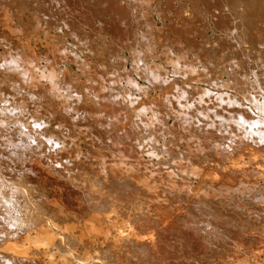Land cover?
Returning a JSON list of instances; mask_svg holds the SVG:
<instances>
[{"label": "rangeland", "instance_id": "1", "mask_svg": "<svg viewBox=\"0 0 264 264\" xmlns=\"http://www.w3.org/2000/svg\"><path fill=\"white\" fill-rule=\"evenodd\" d=\"M40 1V2H39ZM46 0H0V64H1V66L2 65H6V61H5V58L7 59V57H9V56H13V57H17V52H18V50H14V46H16L17 44H18V42L19 43H22V44H24L26 47H27V49L28 50H26V51H28L29 52V56L30 57H33L35 60H34V62H32V64H31V66H33V67H35L36 66V69H35V72H37V74L38 75H44V76H47L48 75V68H47V66H46V68L44 67L45 65H46V59L45 58H47V57H45L44 55L46 54V52H47V45H50V43H52V44H54V46H56V47H59V45L62 43V45H63V48H65V50H66V54H68V55H70V57H68V58H65V60H63V59H61V60H59L58 61V68H61V70L62 71H64V73L67 71V73H68V75L70 76H68L67 75V73H65L66 74V76H60L58 79H57V83H58V88H59V90H63L64 91V89H66V86L65 85H67V83H66V81L68 82V84H70L71 86H72V88L71 89H73V91L77 94V96L79 97V96H81V99H82V101L80 100V102H77L76 100H77V98L76 97H74L75 98V100L74 99H70L69 101H68V103H70V104H72L71 106L69 105V107H68V110H69V113H71V120H72V122L74 121L75 122V124H80V125H77V126H81V128L79 129L78 128V130H74V129H72V128H70V126H65V127H62L61 128V130H60V128L59 129H57L55 132L53 131V135L55 134L56 135V133H57V138L56 139H58V141L56 140V139H54V140H56L57 142H59V144H57V143H53V146H54V144H55V146H54V148L52 147V143H50L49 144V142L47 143V141H44V143L41 141V137L42 136H44V134H45V137H46V131L44 132V130H45V128H48V127H50V129H51V131H52V128H53V126H54V123L56 122V119L54 120V115L52 116L51 114H46V111H45V109H44V106H43V104H41L42 106H40V104L39 105H36V106H31V109L32 110H30V108L29 109H27V108H24L25 106H23V105H20V103L22 102H18V99L19 98H17V96H13L12 94H10L9 93V97L8 96H6V94H4L5 95V97H4V95H3V97H2V99H0V103H2V104H0V107L2 108V109H0V128L2 129V130H6L5 131V133H6V135H5V133H3L2 131H1V129H0V136H1V134H2V136L0 137V141H1V139H3V138H6V140H8V139H10L11 138V140H12V142H11V147H15V146H17V142H18V145L20 144V147L19 146H17V147H19V150H18V148L17 147H15V149L13 150V148H11L10 147V142L8 143V142H5V139L3 140V142H1L2 143V145H8V148L7 149H9V147H10V151H11V154H10V151H8V154H6V155H4L3 153H6L7 152V150L6 149H4V147L1 149V147H0V156L2 155V157H0V160L2 159L3 161H0V169H1V167H3L2 168V170L0 171L1 173V175H0V191H3L6 187H8L7 188V192H5V190L3 191L4 193H2V192H0V193H2V194H4V196L6 195V197L7 196H10V194H11V192H10V194L8 193L9 192V188H11L15 183H18L19 182V180L20 179H22V178H25V177H23V176H27L28 178H30L31 180H33V182H35V181H37L36 183H38V184H36V183H34V184H36V186L40 189V187H41V185H42V187L43 188H41L40 190H42V189H44V191H45V189L48 187V189H46V191H47V194H46V191L44 192V191H40L39 189H37V192H41V193H43L42 194V197H40V198H36V200H35V198H34V200H35V202L34 203H37V204H34L33 205V200H32V203H31V205L32 206H30V204H29V208H31L32 207V209L33 210H31V209H28V210H26L28 213H29V211L30 212H32V211H34L35 212V210H37V209H40V210H38V212H39V214L38 213H36V214H38L39 216L40 215H42V216H46V219L48 218V216H49V218H50V216H51V218L50 219H52V222H50L51 220L50 219H47L48 221H49V225H51V226H53V228H54V230L57 232V234L58 235H60V236H62L63 234H62V231L59 229V228H56V227H54V223L55 222H57V223H60L61 225L62 224H64V220L63 221H60V219H61V217L60 216H58L57 218H55L56 217V215H57V213H52V211L51 210H49L50 211V215H48V210L45 212V211H41V206H40V201H44V200H46L47 201V199L48 200H53V198L54 199H56V196L57 195H59V194H61L60 196H62V197H64V199L62 198V197H60L59 199H60V201L61 202H65V201H67V205L68 206H66V204L63 202V204L67 207V210H69V206L71 205V207H74V208H76V209H79L81 212H79V213H77V219H79L78 217H91L93 214H95V213H93V211H97V212H99L100 211V209H102L103 208V206H105V204H101V202H100V206H97L96 207V209L97 210H95V208L94 207H92L93 206V204L92 203H89L90 202V200H89V202H87V198H85L86 196H85V193L83 192L84 190V186L82 187V186H79V177L81 176V171L83 170V172H85L84 171V169L82 168V170H80L79 171V168H77L76 166H73V165H75V163L73 162L74 160H75V158H78V159H76L78 162L80 161V162H86V160H84L83 161V159H89V161L91 160L90 158H88L87 156H89L90 157V148L89 147H91V146H88V142H86L85 141V139L83 140L82 138H84V137H88L89 138V140H90V142L93 140V138H94V140L92 141V144H93V147H98L99 148V152L101 153V156H103V158L106 156H108L107 157V159H108V161H109V159L110 158H112V165L111 166H114L115 164L117 165L118 163H117V161H113L114 160V158H117V159H115V160H121L122 162L124 161V163H121V164H124V165H121L122 167H120V164L118 165L119 166V168H122V170H124V172H127V168L126 167H128V170H129V172H130V170H131V172H138L140 169H144L145 171H147L148 173H153V175L155 176V174L156 173H158V175L159 174H161V173H164V172H166V171H170V169H171V171H173V174H172V181L173 182H180L181 181V174H180V169L181 168H179V166H180V161H183L182 159H184V158H186V156H187V154H184V153H187V151L188 152H190L189 150H187V148L189 147V145L191 144V145H194L195 143L197 144L198 142L200 143V145H201V148H204V153L205 154H207L206 156H208L207 158L209 159H211L210 161L206 158V167H208L209 169L211 168L212 169V167L213 168H215V165H218V164H220V165H225L226 163L225 162H229V158L227 159V158H224V157H222V158H220L221 156H223V155H221V154H224V156L227 154V152H235V153H237L239 150H242L244 147H246V146H248V144H251L253 141H252V139H250V138H248V137H246V134L244 133V132H242V130L244 131L245 130V125L246 124H244V123H242V124H240V126H237L238 124H236V126H234V128L232 129V128H230L229 130H227L226 128H225V126H224V128H223V126H222V128L221 127H219L220 128V130H219V128H218V126H215V125H213V124H211V121L214 119V118H208L207 116H205L206 114H200V112L196 109V104L198 103V101L199 100H201L200 99V96H199V94H197L196 92H198L196 89H195V87L197 86V87H199L201 90H207V89H209V90H211L212 91V93H211V91H209V90H207V91H209V93L207 94V97L208 98H212V97H214L216 94H217V92H218V94L217 95H220L219 93L221 92V94H223L224 95V93L226 92H228L227 94L228 95H230L231 97V104L233 103V97H235V99H236V102H240V100H241V103H242V106L244 107V108H248V110H249V113L250 114H253V115H255V114H257V112H258V110H257V108H254L255 106H250V105H252L251 103V101H247V100H249V98L247 99V98H245L244 96H245V94H244V92H243V90H241V88H239V89H236V88H234V87H232V86H230V88H228L229 87V85H224V86H226V87H222V88H220V87H218L217 88V86H215V84H213V83H210V81L209 82H206V81H204V80H198L199 82L198 83H195L194 81H191L192 79L190 78V76L189 75H184V74H182V73H174L173 71H174V68H173V66H174V63L172 62V64H171V62H169V61H167L168 59H167V57L168 56H177V55H179L180 53H178V47L176 46V39H173V36H172V34H174L175 33V36L176 37H178V38H181V39H185V41H189L190 43H191V45H194L195 44V46H196V48L197 49H195L194 50V53H195V55H194V53H193V57H191L192 56V52H191V54L189 53L190 51H186L187 52V57L188 58H182L181 60H187L186 62H188V61H190V62H192V61H194L195 60V63H197L198 65H199V67L201 68V71H203L204 70V72L206 73V75L207 76H211L212 78L213 77H215V76H217L218 75V77H220L222 80H228L229 78H230V76H229V74L227 73V71L228 72H230V70H228V68H229V66L231 67V68H229V69H231V70H236V67H237V70L235 71V73L236 72H238V73H236L237 74V77H236V75H234V77H236V78H238V77H240V76H238V74L239 75H241V78L244 80H247V81H254L255 79L257 80V78L258 79H264V25H262L263 23H258L257 24V27L259 26V25H261V26H259V27H262V29H260L259 27H258V30H260V33L259 32H257L258 34H256V35H254V38L253 37H251V38H248V37H246V36H244V38H242V39H237V38H235V33H232V34H229L228 32H227V30L228 29H231V26H232V29H233V27H235V25L237 24V23H239V24H242V23H240L241 21L242 22H244V23H248L249 22V26H244V25H241V26H239V24H237L236 26H237V28L238 27H240V28H242V29H244V28H248V29H250L251 28V23H253L252 21L254 20V19H256L257 21L258 20H264L263 18L264 17H262V15L264 16V0H263V2L262 1H260V0H253V1H251V0H47L48 1V3H47V1L45 2ZM243 1V2H242ZM254 1H256V2H254ZM238 2V3H237ZM245 2V3H244ZM253 2H254V4L255 5H257L255 8H254V4H253ZM40 5V7H39V5ZM236 3V4H235ZM244 3V4H243ZM246 3H249L250 4V7L252 8V6H251V3H252V5H253V8L252 9H254L255 11H256V13H257V15H255L254 17L253 16H251L252 14L250 13V10H249V12H247V10L248 9H251V8H248L247 9V7L246 8H244L245 7V4ZM259 3V4H258ZM48 4V5H47ZM96 4V5H95ZM156 4V5H155ZM183 4H185V5H183ZM243 4V5H242ZM263 4V5H262ZM4 5V6H3ZM29 5V6H28ZM43 5V6H42ZM169 5V6H168ZM231 5H233V6H231ZM236 5V6H235ZM183 6V7H182ZM263 6V8H261ZM38 7V8H37ZM186 7H188V8H186L187 10L185 11V8ZM238 7H240V8H238ZM244 8V13H243V8ZM19 8V9H18ZM36 8V9H35ZM102 8V9H101ZM232 8V9H231ZM236 8V9H235ZM46 9V10H45ZM121 9V10H120ZM235 9V10H234ZM251 9V10H252ZM110 11V12H109ZM184 11H185V13H184ZM235 11V12H234ZM258 11H259V13H258ZM6 12V13H5ZM24 12V13H23ZM115 12V13H114ZM120 12V13H119ZM124 12V13H123ZM126 12V13H125ZM186 12H187V14H186ZM34 13V14H33ZM43 13V14H42ZM46 13V14H45ZM96 13V14H95ZM98 13H99V15H98ZM189 13V14H188ZM36 14H38V15H40V20H39V18L35 21L34 20V17L36 16ZM45 14V15H44ZM246 14V15H245ZM249 16H248V15ZM251 14V15H250ZM260 16H259V15ZM262 14V15H261ZM33 15H34V17H33ZM44 15V16H43ZM29 18L28 20H27V17ZM31 16H32V18H31ZM49 16V17H48ZM257 16V17H256ZM24 17V19H25V17H26V19H25V22H23V20L24 19H22ZM39 17V16H38ZM101 17V18H100ZM115 17V18H114ZM131 17V18H130ZM251 17V18H250ZM21 19V20H20ZM31 19V20H30ZM239 19V20H238ZM251 19H253L252 21H251ZM26 20H27V25H26ZM55 20V21H54ZM122 20V21H121ZM31 21V22H30ZM32 21H33V23H32ZM39 21V22H38ZM116 21V22H115ZM19 22V23H18ZM21 22V23H20ZM23 22V23H22ZM30 22V23H29ZM41 22V23H40ZM61 22V23H60ZM123 22L125 23L124 24V26H123ZM39 23H40V25H39ZM79 23V24H78ZM114 23H115V25L117 26H115L114 25ZM117 23V24H116ZM121 23V24H120ZM128 23V24H127ZM141 23V24H140ZM217 23L220 25H222V26H218L217 25ZM223 23H225V25L223 24ZM12 25L13 26V28L16 30V33H18V34H20L21 36H22V38L20 39V40H18V38H15V37H13V36H11V34L9 35V31L8 30H6L7 28H6V25ZM35 24H38V25H36L37 26V28H41V29H38V34H39V37L37 36L38 34H36V31H35V34L34 33H32L31 32V30L32 29H30L33 25H35ZM109 24V25H108ZM112 24V25H111ZM119 24V25H118ZM134 24V25H133ZM226 24L227 25H229V24H232V25H230V28L228 27V28H226L227 26H226ZM254 24V23H253ZM22 25V26H21ZM32 25V26H31ZM114 25V26H113ZM25 26V27H24ZM29 26H30V28H29ZM39 26H41V27H39ZM225 26V27H224ZM42 27H43V30H42ZM109 27L111 28V29H113L112 27H115V33L111 30V29H109ZM156 27H157V29H156ZM256 27V28H257ZM36 27H35V29H37ZM129 30H128V29ZM143 28V29H142ZM122 29V30H121ZM141 29H142V32H141ZM155 29V30H154ZM235 29V28H234ZM133 30V31H132ZM237 30V29H236ZM238 30H239V28H238ZM245 30V29H244ZM19 31V32H18ZM117 31V32H116ZM123 31V32H122ZM132 33H131V32ZM154 31V32H153ZM156 31V32H155ZM262 31V32H261ZM7 32H8V34H7ZM32 33L31 35H30V33ZM40 32V33H39ZM59 32V33H58ZM62 32V33H61ZM24 33V34H23ZM46 33V34H45ZM120 33V34H119ZM128 34V35H126V34ZM136 33V34H135ZM27 34V35H26ZM55 36H54V35ZM58 34H60L59 36H58ZM124 36H123V35ZM129 34H130V36H129ZM149 34V35H148ZM263 34V35H262ZM25 35V36H24ZM34 35H36L35 36V39H32V37L34 38ZM47 35V37H50V36H52L53 38H51L52 40L50 41V39L49 38H46V40H45V36ZM68 35V36H67ZM121 35V36H120ZM134 35V36H133ZM144 35V36H143ZM146 35H147V37H146ZM6 36H7V38H6ZM24 36V37H23ZM27 36V37H26ZM115 36V37H114ZM130 37V38H128V37ZM142 36V37H141ZM156 36V37H155ZM157 36H159V37H157ZM225 36V37H224ZM257 36V37H256ZM56 37H58V38H56ZM120 37V38H119ZM127 37V38H126ZM144 37V38H143ZM220 37V38H219ZM223 37V38H222ZM246 37V38H245ZM65 38V39H64ZM75 38V39H74ZM93 38V39H92ZM122 38V39H121ZM256 38V39H255ZM49 39V40H48ZM58 39V40H57ZM124 39V40H123ZM129 40V41H127V40ZM133 39V40H132ZM136 39V40H135ZM237 39V40H236ZM259 39V40H258ZM40 42H39V41ZM74 40V41H73ZM77 40V41H76ZM126 40V41H125ZM237 42H236V41ZM251 40V41H250ZM254 40V41H253ZM8 41V42H7ZM45 41H47V42H45ZM134 41V42H133ZM138 41V42H137ZM156 41V42H155ZM159 41H161L160 43H159ZM235 41V42H234ZM240 43H239V42ZM83 42V43H82ZM202 42V43H201ZM224 42V43H223ZM226 42V43H225ZM242 42H243V44H242ZM120 43V44H119ZM132 43V44H131ZM141 43V44H140ZM153 43H154V45H153ZM194 43V44H193ZM246 43V44H245ZM256 43V44H255ZM258 43V44H257ZM4 44H6L7 46H9L10 48L12 47L11 45H13V47H12V49H10V50H8L7 52H5L6 54H2V52L4 51ZM109 44V45H108ZM112 46H111V45ZM121 44H122V46H121ZM130 44V45H129ZM232 44V45H231ZM92 45V46H91ZM113 45H115V46H113ZM131 45H133V47L131 46ZM151 45V47H149ZM244 45V46H243ZM259 45V46H258ZM66 46V47H65ZM68 46V47H67ZM85 46H87V47H85ZM102 48H101V47ZM136 46V47H135ZM142 47V49H143V51H141L142 49H141V47ZM199 46V47H198ZM201 46V47H200ZM226 46V47H225ZM257 46V47H256ZM107 48V50H105L106 48ZM112 47H113V49L115 50L117 47L120 49H116V51H115V55H117V56H113V54H114V50L112 49ZM132 47V48H131ZM144 47V48H143ZM146 47V48H145ZM168 47V48H167ZM221 47H223V48H221ZM131 48V49H130ZM150 48H152V51H151V53H149L148 52V49H150ZM247 48H249V49H247ZM258 48V49H257ZM260 48V49H259ZM3 49V50H2ZM8 49V48H7ZM60 49V48H59ZM72 51H71V50ZM102 49V50H101ZM139 50V52H141V53H138L139 55H140V59H139V61L137 60L138 58H136V60H137V63L135 62L134 63V60H135V56L133 55V50ZM146 51H145V50ZM225 49H227V50H225ZM236 49H238V50H236ZM45 50H46V52H45ZM61 50V49H60ZM86 52H85V51ZM89 50V51H88ZM101 50V51H100ZM111 50V53L109 52ZM131 50V51H130ZM222 50V51H221ZM45 53H44V52ZM118 51V52H117ZM227 51V53H225L226 54V57H225V55L224 56H222L221 55V52H226ZM263 51V52H262ZM37 52V53H36ZM69 52V53H68ZM146 52V53H145ZM10 53V54H9ZM108 54V55H105V54ZM118 53V54H117ZM156 53V54H155ZM2 54V55H1ZM38 56V59L36 58L37 56ZM44 54V55H43ZM100 54L102 55V54H104V55H102V57L100 56ZM119 54H121V55H123V56H121V55H119ZM188 54H189V56H188ZM259 54H260V56H259ZM4 55V56H3ZM96 55H97V57H96ZM191 55V56H190ZM227 55H229L228 57H227ZM262 55V56H261ZM3 56V57H2ZM44 56V57H43ZM107 56V57H106ZM149 56V57H148ZM221 56V57H220ZM248 56V57H247ZM50 60H52V62H54V55L53 54H51L50 55ZM103 59H101V58ZM224 57V58H223ZM258 57H260V61H262V66L260 65H257V63L255 62L256 61V58H258ZM261 57H262V60H261ZM40 58V59H39ZM69 58H70V60H69ZM107 58H109L110 60H108L107 59V61H106V59ZM3 59V60H2ZM78 59V60H77ZM118 59V60H117ZM192 59V60H191ZM228 59V60H227ZM36 60H38V61H36ZM67 60V61H66ZM76 60H77V62L78 63H76ZM90 60V61H89ZM124 60V61H123ZM141 60V61H140ZM1 61H3V63H1ZM5 61V62H4ZM32 60H29V62H31ZM36 61V62H35ZM74 61V62H73ZM81 61V62H80ZM86 61H87V63H86ZM111 61V62H110ZM123 61V62H122ZM241 61H242V63H241ZM248 61V62H247ZM108 62V63H107ZM118 62V64L116 65V63ZM145 62H147V63H145ZM190 62H188V63H190ZM226 62V63H225ZM36 63H37V65H36ZM100 63V64H99ZM101 63H103V64H101ZM110 63V64H109ZM120 63H121V65L122 66H120ZM194 63V62H193ZM224 63H225V65H224ZM236 63V64H235ZM90 64V65H89ZM125 64V65H124ZM137 64V65H136ZM152 64H155L156 66H159L160 68L161 67H163L162 69L165 71V73H166V75L168 76V80L169 81H171V86L169 87V88H171L172 89V92H173V97H171V98H173L172 100H175V101H178V100H182L183 102H185V104L187 105V111H189L191 114H192V117H194L193 118V122H194V125H200V127H202V128H200L199 127V129H196L197 131H200V132H197L196 131V133H194V130H195V128H193V129H190V128H187V127H184V128H182L183 130H179V132H178V129H179V126L178 125H176L177 124V121L175 120V114H174V111H172V109L169 107V105H168V98H166L165 96H164V92H165V86H163V84H161L160 82L158 83V82H154V80L153 79H151L149 76H148V72H147V66L149 67L148 68V71H150V67L151 66H149V65H152ZM227 64V65H226ZM247 64V65H246ZM80 65V66H79ZM106 65V66H105ZM139 65V66H138ZM229 65V66H228ZM40 66V67H39ZM89 66V67H88ZM91 66V67H90ZM106 68H105V67ZM224 66V67H223ZM65 67V68H64ZM86 67V68H85ZM96 67L98 68L97 69V72L99 73V75H100V71H101V78L100 77H97V82H96V80H93L92 79V73H93V70H95L96 69ZM109 67V68H108ZM153 67V66H152ZM227 67V68H226ZM235 67V68H234ZM261 67V68H260ZM126 68V69H125ZM217 70H216V69ZM221 68H223V72H222V69ZM233 68V69H232ZM44 69V70H43ZM139 69V70H138ZM145 69V70H144ZM209 69V70H208ZM261 69H263V70H261ZM21 70V69H20ZM83 70V71H82ZM89 70H91V72H89ZM122 70V71H121ZM132 70H133V72H132ZM216 70V71H215ZM218 70H219V72H218ZM227 70V71H226ZM251 70V71H250ZM41 71V72H40ZM104 71V72H103ZM109 71H110V73H109ZM211 71H212V73H211ZM225 71V72H224ZM73 72V73H72ZM129 72V73H128ZM242 72V73H241ZM249 72V73H248ZM63 73V72H62ZM123 73V74H122ZM217 73V74H216ZM247 73V74H246ZM65 74H63V75H65ZM85 74H87V76L85 75ZM105 74H106V77H105ZM142 74V75H141ZM257 74H258V76H257ZM62 75V74H61ZM89 75H90V77H89ZM110 75V76H109ZM127 75V76H126ZM260 75V76H259ZM188 76H189V80H188ZM255 76V77H254ZM256 76H257V78H256ZM103 77H105L106 78V80H105V78H103ZM63 78V82H62V80H60V79H62ZM72 78V81L70 80ZM110 78V79H109ZM129 78V79H128ZM235 78V79H236ZM45 79V78H44ZM66 79V80H65ZM73 79H75V80H73ZM77 79V80H76ZM79 79V80H78ZM99 79V80H98ZM171 79V80H170ZM234 79V80H235ZM240 79V78H239ZM252 79V80H251ZM104 80H105V82H104ZM112 82H111V81ZM214 80V79H213ZM237 80V79H236ZM241 80V79H240ZM255 80V81H256ZM71 81V82H70ZM94 81V82H93ZM110 81V82H109ZM168 81V82H169ZM264 81V80H263ZM62 82V83H61ZM65 82V83H64ZM154 82V83H153ZM180 82V83H179ZM94 83H95V85H96V87L94 86ZM100 83H102L101 85H100ZM173 83V84H172ZM192 83V84H191ZM246 83V82H245ZM60 84V85H59ZM97 84L99 85V86H97ZM105 84V85H104ZM111 84V85H110ZM115 84V85H114ZM188 84V85H187ZM212 84V85H211ZM73 85H74V87H73ZM87 87H86V86ZM108 85V86H107ZM179 87H178V86ZM77 86V87H76ZM82 86V87H81ZM91 86V87H90ZM104 86V87H103ZM166 86H168V85H166ZM213 86H215V87H213ZM64 87V88H63ZM84 87V88H83ZM89 87V88H88ZM107 88V89H106ZM110 88V89H109ZM111 88H112V90H111ZM161 88H162V90H161ZM207 88V89H206ZM96 89V90H95ZM164 89V90H163ZM178 89V91H176ZM181 89H184L186 92L184 93L185 95H183V97L181 96V95H178V92H180L181 91ZM214 89V90H213ZM235 89V90H234ZM94 90V91H93ZM108 90H109V92H108ZM124 90H126V91H124ZM168 90V89H167ZM174 90V91H173ZM224 90V91H223ZM230 90V91H229ZM112 91V92H111ZM163 91V92H162ZM214 91V92H213ZM215 91H217V92H215ZM246 91H248L247 93L249 94V95H251L252 97H256L257 96V99H261L262 98V95H259L256 91H255V89H253V90H246ZM60 92H62V91H60ZM96 92H98V93H96ZM117 92V93H116ZM195 92V93H194ZM79 93V94H78ZM99 93H101L100 95H99ZM109 93V94H108ZM128 93V94H127ZM166 93V92H165ZM191 93H193V95L191 94ZM89 96H88V95ZM174 94H176L175 96H174ZM235 94V95H234ZM242 94L244 95V96H242ZM254 94V95H253ZM255 94H257V95H255ZM94 95V96H93ZM98 95H99V97H98ZM120 95V96H119ZM178 95V96H177ZM12 96V97H11ZM102 96V97H101ZM122 96V97H121ZM181 96V97H180ZM210 96V97H209ZM238 96V97H237ZM242 96V97H241ZM85 97V98H84ZM92 97V98H91ZM97 99H96V98ZM117 97H118V99H117ZM126 97V98H125ZM161 97V98H160ZM14 98H17V103L15 102L16 101V99L14 100ZM90 98V99H89ZM165 98V99H164ZM187 98V99H186ZM151 99V100H150ZM153 99V100H152ZM160 99V100H159ZM239 99V100H238ZM6 100H7V102H8V104H6L7 102H6ZM87 100V101H86ZM89 100H91L92 101V103L89 101ZM96 100V101H95ZM98 100V101H97ZM102 100H103V102H102ZM106 100V101H105ZM127 100V101H126ZM142 100V101H141ZM154 100H156V101H154ZM186 100H187V103H186ZM193 100V101H192ZM242 100H243V102H242ZM20 101V100H19ZM144 101V102H143ZM153 101V102H152ZM162 101V102H161ZM6 102V103H5ZM74 102V103H73ZM82 102V103H81ZM131 102V103H130ZM140 102V103H139ZM251 102V103H250ZM16 103V104H15ZM79 103V104H78ZM96 103H98V104H96ZM104 103V104H103ZM109 103V104H108ZM113 103V104H112ZM120 103V104H119ZM132 104V105H135L136 107L137 106H139L140 108H142L143 106V108H142V115L140 116L138 113H132L131 111L130 112H128V111H126L125 110V112H123V110H121L120 112H119V115H117L116 114V116H115V118H113L114 117V113H113V108H115V106H116V108L118 109H124L123 107H124V105H127V104ZM235 103V102H234ZM243 103H244V105H243ZM23 104H25V103H23ZM38 104V103H37ZM84 104H87L88 105V108L91 106V110L90 109H88V111H86V112H82L83 111V105ZM90 104V105H89ZM145 104V105H144ZM195 104V105H194ZM101 105V107H99ZM115 105V106H114ZM162 105V106H161ZM165 105H167V106H165ZM194 105V106H193ZM234 104H232V105H230L229 106V109H231V108H233V107H231V106H233ZM7 106V107H6ZM23 108H22V107ZM120 106V107H119ZM12 107V108H11ZM72 107V108H71ZM75 107V108H74ZM103 107H105L103 110H102V108ZM147 107H149V108H147ZM168 107L170 108V109H168ZM5 108H8V109H5ZM16 108H17V110H16ZM59 108V107H58ZM57 108V109H58ZM95 108L97 109V110H99L102 114L100 115V118H98L97 116H96V114L94 115L91 111H93V110H95ZM157 108H158V111H156V112H158V114H160L161 116H159L160 117V119H163V121L164 122H162V123H164L163 125L164 126H166L165 127V130H163V133L164 134H162V131H161V129H160V126L158 125V123L155 121L153 124H151V125H148V122H149V118L152 116V114H153V111H155V110H157ZM163 108V109H162ZM250 108H252L251 110H250ZM4 109V110H3ZM20 109V110H19ZM71 109V110H70ZM79 109V110H78ZM8 110V111H10L11 113H13L15 116H13L14 118H15V122H16V124H13L12 122H10V123H8L9 122V119H11V118H13V117H10V118H8L9 117V112L6 111ZM59 110V109H58ZM75 110V111H74ZM89 110H90V112H89ZM15 111H16V113H15ZM26 111V112H25ZM61 111V110H60ZM152 111V112H151ZM4 112H5V114H7V115H5V116H3L4 115ZM36 112V113H35ZM79 112V113H78ZM89 112V113H88ZM172 112V113H171ZM256 112V113H255ZM162 113V114H161ZM194 113V114H193ZM197 113H198V116H196L197 115ZM255 113V114H254ZM17 114V115H16ZM35 114H36V116H35ZM45 114V115H44ZM75 114H77V115H75ZM82 115V117H81V115ZM90 114V115H89ZM107 114H108V116H107ZM134 114V115H133ZM138 114V115H137ZM145 114V115H144ZM200 114V115H199ZM31 115V116H30ZM125 115V116H124ZM127 115V116H126ZM133 115V116H132ZM151 115V116H150ZM166 115V116H165ZM252 115V116H253ZM2 116L4 117V118H2ZM18 118H17V117ZM24 116V117H23ZM90 117V118H88V117ZM103 116V117H102ZM119 116V117H118ZM121 116H123V117H121ZM128 116H130V121L129 122H131V123H133L132 124V126L135 128L134 129V131L135 132H133V129H132V132H130L131 130L130 129H128L129 127L127 126V125H125L128 121ZM134 116H136L135 117V120H134ZM146 116V117H145ZM150 116V117H149ZM204 116V117H203ZM21 117V119H19ZM31 117V118H30ZM76 117V118H75ZM81 117V118H80ZM107 117H108V120H107ZM139 117V118H138ZM149 117V118H148ZM174 117V118H173ZM198 117V118H197ZM13 118V119H14ZM52 118V119H51ZM56 118H57V116H56ZM127 118V119H126ZM140 118H141V120H140ZM147 118V119H146ZM165 118H167L166 120H165ZM196 118V119H195ZM7 119H8V121H7ZM18 119V120H17ZM47 119V120H46ZM86 119V120H85ZM95 119V120H94ZM99 119V120H98ZM110 119H111V121H110ZM122 119V120H121ZM136 119H137V121H136ZM203 119H204V121H203ZM205 119H206V121H205ZM210 119V120H209ZM3 120H6L7 121V123H5L6 121H3ZM12 120V119H11ZM10 120V121H11ZM53 120V121H52ZM117 120V121H116ZM146 120V121H145ZM4 123H3V122ZM18 121V122H17ZM21 121V125H22V122H23V126L22 127H25L24 126V124L26 125V131L25 130H23L22 128V131H21V129H20V125L18 124L19 122ZM34 121V122H33ZM37 121H39V123H41L40 121H42V122H44V127L43 128H41V126H40V129H39V127L36 125V122ZM46 121H48V122H46ZM97 121H99L98 122V125L96 124V122ZM101 121V122H100ZM102 121H104L103 122V124H102ZM139 121V122H138ZM141 121V122H140ZM166 121V122H165ZM176 121V122H175ZM33 122V123H32ZM45 122H46V124L47 125H45ZM52 122H54V123H52ZM69 122H71V121H69ZM71 122V123H72ZM73 122V123H74ZM77 122V123H76ZM82 122V123H81ZM90 122V123H89ZM32 123V124H31ZM105 123V124H104ZM108 124V127L106 126L107 124ZM139 123V124H138ZM150 123V122H149ZM202 123V124H201ZM3 124H5V125H3ZM6 124H7V127L10 129V130H12V131H14L15 130V128H16V132L17 133H15V136L16 137H19V139L22 137H24L23 139H18L17 140V138L16 139H13L14 138V134L12 133V131H8V129H7V127H6ZM9 124V125H8ZM52 124H53V126H52ZM89 124V125H88ZM140 124H141V126H140ZM147 124V125H146ZM155 124V125H154ZM167 124H168V126H167ZM16 126L15 128L13 127V126ZM17 125H18V129H17ZM33 125V126H32ZM36 127H35V126ZM49 125V126H48ZM139 125V126H138ZM209 125V126H208ZM3 126H5L6 128H4ZM11 126V127H10ZM20 126V127H19ZM83 126V127H82ZM90 128H89V127ZM99 126H100V128H99ZM110 126V127H109ZM139 128H138V127ZM148 126V127H147ZM154 126H156V128L154 127ZM197 126V127H198ZM214 126V127H213ZM32 127H34L33 129H32ZM52 127V128H51ZM159 127V128H158ZM168 127V128H167ZM174 127V128H173ZM196 127V128H197ZM211 127H213V128H211ZM14 128V129H13ZM36 128H38L39 129V133H42V129H43V132H44V134L42 135H39V134H37L36 132H38V129H36ZM65 130H64V129ZM100 129V131L98 130V129ZM124 128V129H123ZM140 128H141V130H140ZM152 128V129H151ZM185 128H187V130L185 129ZM205 128H207V129H205ZM210 128L213 130H210ZM29 131H28V130ZM35 130L36 132H32L31 130ZM63 129V130H62ZM68 129V130H67ZM84 129V130H83ZM95 129V130H94ZM108 129V130H107ZM127 129V130H126ZM144 129V130H143ZM185 129V130H184ZM208 129H209V131L211 132V134H209L208 135ZM232 129V130H231ZM239 129V130H238ZM96 130H98L99 131V133H95V131ZM119 130V131H118ZM148 130V131H147ZM153 130V131H152ZM205 130H206V132H205ZM23 131H25V132H23ZM31 131V133H32V137H34L35 136V134H37L36 136L38 137V136H41V137H39L40 138V140L37 138L36 139V136L33 138V142L35 143V141L36 140H39V141H41V143H43L44 145H41L42 147L44 146V149H45V152H44V150H43V153H45V155L43 154L42 155V157L44 158V160H41V155L39 156V155H35V153L36 152H38V153H36V154H39V152H42V148H40L41 146L39 145V143H35V145L37 144L38 145V147H37V145H36V147H35V145H32L31 147L33 148V155H34V157L36 158H38L39 159V162H40V164L41 163H43L44 162V164L42 165L41 164V167H43V169H48L50 172H52V173H55L56 171V168H57V170L58 171H60V169H61V171L62 172H65V173H62L63 174V176L62 175H60L59 174V172L57 171V175H56V173L55 174H52V175H50V172H47V173H49L48 175H50V177H48V178H46V180H45V182L46 181H48L49 183H50V181L49 180H47V179H49V178H52V177H54V176H56L55 178L58 180L59 178L61 179V178H63V180H65L68 176L67 175H69V174H67V173H70V175H71V170H72V175L75 173V177L78 179H75L74 178V176L72 177L73 179H75L74 180V184H72V186H71V184L70 183H68L67 182V180H71L70 178V176H69V179L67 178L66 179V182L67 183H64L65 181H60V179L57 181L55 178H52V180L54 179L56 182L55 183H57V184H59V182H61V184L62 183H64L61 187H63V188H65L66 189V187H68L67 188V190H64L63 188H61L60 186V188H59V194L58 193H56V192H58L57 190H58V185L57 184H54L55 185V187H57V190L56 191H54V185H53V183H54V181H53V183H46V184H48L49 186H47L46 184H45V182H44V179H41V176L39 177V176H37V175H35L34 173H32L30 170H29V168L28 167H30V166H28V167H25V166H27V165H29L30 163H32L33 162V160L35 161V158L33 157V156H31V155H29L28 154V150L30 149L31 150V148L29 147L30 146V144L32 143V141H31V139H32V137H31V134L29 133ZM78 131H79V133H78ZM93 131V132H92ZM142 131V132H141ZM208 131V132H207ZM250 130L248 129V132H249ZM9 132V133H8ZM27 132V134L29 133V135H25V133ZM68 132H69V134H68ZM72 132V133H71ZM100 132H101V134H100ZM103 132V133H102ZM138 132V133H137ZM141 132V133H140ZM146 132H149V133H146ZM188 132H191V133H189V135H188ZM11 133V134H10ZM23 133V134H22ZM82 133V134H81ZM91 135H90V134ZM127 133H130L131 134V136H130V134H128L127 135ZM132 133L135 135H132ZM150 133H152V134H150ZM156 135H155V134ZM160 133V134H159ZM201 133V134H200ZM207 133V134H206ZM244 133V134H243ZM10 134L11 136H13V138L11 137V136H9L8 137V135ZM34 134V135H33ZM60 134V135H59ZM80 134V135H79ZM95 134H99L98 136H96V138L94 137V135ZM124 134V135H123ZM140 134H141V136H140ZM178 134V135H177ZM187 134V135H186ZM196 134V135H195ZM205 134V135H204ZM19 135V136H18ZM24 135V136H23ZM54 135V138L56 137ZM78 135V136H77ZM86 135V136H85ZM104 137H103V136ZM105 135H107V136H105ZM116 135V136H115ZM126 135V136H125ZM148 135V136H147ZM153 136V138L152 139H154V140H151L150 141V143H149V140H150V138L149 137H151V136ZM155 135V136H154ZM169 135V136H168ZM199 135V136H198ZM204 135V136H203ZM5 136V137H4ZM28 136V137H27ZM62 136V137H61ZM75 136H76V139H75ZM84 136V137H83ZM90 136V137H89ZM111 136V137H110ZM139 136H140V138H139ZM156 136H157V139H156ZM165 136V137H164ZM175 136V137H174ZM191 136V137H190ZM231 136V137H230ZM8 137V138H7ZM65 137L67 138V139H65ZM74 137V139L77 141H72V138ZM80 139H79V138ZM92 137V139H90ZM98 137V138H97ZM106 137V138H105ZM109 137V138H108ZM135 137V138H134ZM142 137V138H141ZM196 137V138H195ZM208 137V138H207ZM221 137H223V138H221ZM30 139V144L28 145V144H26V143H29V139ZM104 138V139H103ZM118 138V139H117ZM212 138V139H211ZM214 138V139H213ZM240 138V139H239ZM78 139V140H77ZM103 139V140H102ZM122 139V140H121ZM131 141H130V140ZM144 139V140H143ZM192 139V140H191ZM206 139V140H205ZM241 139H243V140H241ZM17 140V142H15ZM22 140V142H20ZM28 141V142H26V143H24V144H26V145H28V147H29V149H27V148H25L24 147V151L25 152H23V153H27L31 158L33 157L34 159L32 160L31 159V162H29L30 161V157L28 156V155H24V154H21L20 155V150L22 149V147L24 146L23 144H21V143H23V142H25V141ZM44 140H45V138H44ZM61 140H66L67 142L66 143H70V149H69V147H68V150H71V147H72V152L68 155V158H67V156L65 155L63 158H65V160L61 157V159H60V157H58V156H56V152L55 151H57L56 149L58 148L59 149V145H61L60 144V142H63V141H61ZM69 140H70V142H69ZM83 142H82V141ZM102 140V141H101ZM111 140V141H110ZM120 140H121V142H120ZM124 140V141H123ZM142 140L144 141L143 143L144 144H142ZM145 140H147V143H146V141ZM180 140V141H179ZM189 140V141H188ZM13 141L15 142V144L13 143ZM38 141V142H39ZM113 141V142H112ZM116 141H118V142H116ZM132 141H133V145H132ZM135 141V142H134ZM136 141H138V142H136ZM141 143H140V142ZM168 141V142H167ZM171 141V142H170ZM179 142V144H178V142ZM183 141H185L184 143H183ZM223 141V142H222ZM85 142V143H84ZM112 142V143H111ZM124 142V143H123ZM155 142V144H153ZM161 142H162V144H161ZM183 144H182V143ZM195 142V143H194ZM203 142V143H202ZM6 143H8V144H6ZM14 145H13V144ZM34 143H32V144H34ZM97 143L99 144V145H97ZM102 143V144H101ZM106 145H105V144ZM114 143H115V145H114ZM139 143L141 144V145H143V146H141V145H139ZM167 143V144H166ZM168 143H171V147H175V155H174V153L172 152V150L170 151L169 149H168V152L166 151V150H164V149H166V147H170V144H168ZM173 143V144H172ZM207 143V144H206ZM210 145H209V144ZM243 143V144H242ZM63 144V143H62ZM75 144V145H74ZM78 144V145H77ZM86 144V145H85ZM108 144H110V145H108ZM116 144L118 145L117 147L119 148L120 147V149H116ZM126 144H130L131 146H134L133 148L131 147V149L130 150H132V151H130V152H132V153H129V154H125V152H124V157H126V159L128 160V161H126V160H123L124 158H123V155H119V156H122V157H120L121 159H118V153L119 152H123V150H122V148H123V145H126ZM139 146V147H137V145ZM152 144H153V146L155 147L156 145V149H152L153 148V146H152ZM235 144H237L238 145V147H237V145H236V147L237 148H239V149H235L236 147H235ZM240 144V145H239ZM1 144H0V146H2ZM94 145H96V146H94ZM105 145V146H104ZM112 145H114V146H112ZM149 145H151V146H149ZM187 145V146H186ZM255 145V144H254ZM22 146V147H21ZM48 147V150H50V148L51 149H54V150H50V151H48L47 149H46V147ZM59 146V147H58ZM62 146V145H61ZM81 146V147H80ZM83 146H85V148L83 147ZM89 148V149H87V150H89V151H87V152H89V154H87L86 155V157H83V156H85V154L87 153L86 152V148L87 147ZM100 146V147H99ZM179 146V147H178ZM209 146V147H208ZM228 146V147H227ZM35 147V148H34ZM104 147V148H103ZM142 147V148H141ZM144 147V148H143ZM145 147H146V151H145ZM152 147V148H151ZM21 148V149H20ZM38 148V149H37ZM75 148V149H74ZM106 148H108V149H106ZM140 150H138V149ZM210 148V149H209ZM61 149V148H60ZM59 149V150H60ZM81 149V150H80ZM103 149V150H102ZM106 149V150H105ZM109 149H110V151H109ZM112 149V150H111ZM193 149H195V148H193ZM234 149V150H233ZM1 150H2V152H1ZM4 150L6 151V152H4ZM41 150V151H40ZM57 151L58 152V154L57 155H59L60 153V151ZM75 150V151H74ZM136 150V151H135ZM137 150H138V155H137ZM142 150V151H141ZM147 150H149L150 152L151 151H154V150H156V152H152L153 154L151 155L149 152V154L147 153ZM182 150V151H181ZM187 150V151H186ZM207 150V151H206ZM209 150V151H208ZM233 150V151H232ZM35 151V152H34ZM84 151H85V154H84ZM108 151V152H107ZM118 153H117V152ZM222 151V152H221ZM17 152V153H16ZM48 152V153H47ZM55 152V153H54ZM109 152H111V153H109ZM121 152V153H122ZM139 152H140V154H139ZM143 152H145V153H143ZM171 152H172V154H171ZM217 152V153H216ZM19 153V154H18ZM79 153H81V155H79ZM102 153H104V154H102ZM107 153V154H106ZM121 153H119V154H121ZM203 153V154H204ZM14 154H15V156H14ZM76 154H77V156L79 155V157H77L76 156ZM82 154H84V155H82ZM109 154V155H108ZM110 154L112 155H114L113 157H111L110 156ZM131 154V155H130ZM158 154V155H157ZM180 154V155H179ZM204 154V155H205ZM210 154V155H209ZM221 156H220V155ZM7 155H9L7 158H8V160H6L7 158L5 157V156H7ZM13 155V157H11L10 158V156H12ZM49 157H48V156ZM126 155V156H125ZM142 157H141V156ZM148 155H150V157L148 156ZM162 155H163V157H164V159H163V157H162ZM178 155V156H177ZM23 156V157H22ZM27 156V157H26ZM39 156V157H38ZM128 156H130L129 158H128ZM153 156V157H152ZM209 156H211V157H209ZM26 157V159L28 160H26V159H24ZM75 157V158H74ZM132 157V158H131ZM136 157V158H135ZM244 160H247L248 161V157H247V155L245 154L244 155ZM13 158H16V159H14V161H15V163H14V161H13ZM18 158V159H17ZM36 158V159H37ZM73 158H74V160H73ZM80 158H82L81 160H80ZM123 158V159H122ZM134 158V159H133ZM214 158V159H213ZM218 158V160H216ZM12 159V160H11ZM19 159H22V160H19ZM49 159V160H48ZM58 159V160H57ZM107 159L105 160V162L108 164V166H106V164H105V166H106V168H111V166H110V164L108 163V161H107ZM133 159V160H132ZM143 159V160H142ZM158 159H159V161H158ZM219 159H220V161H219ZM223 159V160H222ZM226 159H227V161H226ZM5 160V161H4ZM16 160H18L19 162H16ZM61 160H64V162H67V163H61V164H59L60 162H61ZM67 160V161H66ZM93 160V159H92ZM137 160V161H136ZM155 160H156V162H155ZM162 160V162H160ZM169 160V161H168ZM212 160H214V161H212ZM222 160V161H221ZM11 161V162H10ZM21 161V162H20ZM27 161V163H25ZM37 161V160H36ZM35 161V162H36ZM43 161V162H42ZM72 161V162H71ZM94 161V160H93ZM92 161V162H93ZM98 161V160H97ZM133 161H135V162H133ZM146 161V162H145ZM175 161V162H174ZM216 161H217V163H216ZM220 163H219V162ZM5 164H4V163ZM23 162V163H22ZM35 162L34 163H32V164H35ZM47 162V163H46ZM59 162V163H58ZM103 162V161H102ZM102 162L100 163V165L102 164ZM129 162H132V163H129ZM209 162L211 163V164H209ZM214 162V163H213ZM223 162V163H222ZM246 162V161H245ZM8 163V164H7ZM21 163V164H20ZM36 163H38V162H36ZM72 163V164H71ZM74 163V164H73ZM93 163H96L94 166V171H98V172H100L102 175H106V170L105 169H102V171L101 170H98V163L97 162H93ZM115 163V164H114ZM137 163V164H136ZM144 163V164H143ZM155 163V164H154ZM161 163V164H160ZM165 163V164H164ZM179 163V164H178ZM212 163L213 164H215V165H212ZM7 164V165H6ZM9 164H10V166H9ZM17 164H18V166H17ZM23 164V165H22ZM27 164V165H26ZM58 165V166H56V165ZM126 164H127V166H126ZM157 164V165H156ZM13 165H14V167H13ZM22 165V166H21ZM46 165V166H45ZM50 167H49V166ZM61 165V166H60ZM132 165H134V166H132ZM137 165V166H136ZM169 167V169L167 170V166ZM170 165V166H169ZM175 165H176V167H175ZM209 165V166H208ZM5 166V167H4ZM15 166L16 167H18V169L17 168H15ZM19 166H20V168H19ZM70 166H71V169H70ZM103 166V167H102ZM123 166L126 168H123ZM134 168L133 169V171H132V167ZM211 166V167H210ZM6 167H8V168H6ZM13 167V168H12ZM52 167V168H51ZM60 167V168H59ZM75 168L74 170L72 169V168ZM101 167L102 168H104V165L102 164L101 165ZM130 167V168H129ZM144 167V168H143ZM174 167V168H173ZM6 169V171L5 170H3V169ZM14 168H15V170H14ZM55 168V169H54ZM64 168H67L66 170L64 169ZM137 168V169H136ZM156 168V169H155ZM26 171V172H24V170ZM50 169H52V170H50ZM69 169V170H68ZM81 169V168H80ZM99 169H100V167H99ZM139 169V170H138ZM154 169V170H153ZM164 169H166V170H164ZM175 170V172H174V170ZM11 170H13L12 172H11ZM23 170V171H22ZM63 170H65V171H63ZM104 170V171H103ZM108 170V169H107ZM126 170V171H125ZM136 170V171H135ZM164 170V171H163ZM2 171L4 172H7V173H10V174H8V175H10V176H7V178L8 177H10V178H8V180H7V178L5 177V172L3 173V175H2ZM14 171H16V172H14ZM21 171L22 172H24V173H21ZM47 171V170H46ZM77 171H79L78 173H79V175L77 174ZM159 171V172H158ZM249 171H251V172H253L252 170H248V172ZM14 172V174H15V176H12L11 174ZM30 174V176L29 175H27V174ZM177 173V174H176ZM13 174V175H14ZM17 174V175H16ZM33 174V175H32ZM58 174H59V176H58ZM253 174H254V172H253ZM252 174V175H253ZM7 175V174H6ZM37 177V180L35 179V178H33V177H35V176ZM54 175V176H53ZM64 175H66V177L64 176ZM82 175H84V173H82ZM191 175V178L193 177V174L192 173H190L189 174V176ZM3 176V177H2ZM11 176H12V178H11ZM52 176V177H51ZM61 176V177H60ZM177 176V177H176ZM13 177H15L16 178V180H15V178L13 179ZM38 177H39V179H41V181L40 180H38ZM47 177V176H46ZM57 177H59V178H57ZM101 177H103V176H101ZM195 177H193L192 178V181H193V183H194V186L196 185V184H199V183H197V182H195V179H194ZM15 182L14 184H13V181ZM18 179V180H17ZM254 179H255V190L256 191H259V190H262V187H263V185H264V180H262V179H260V177L259 178H257V176L255 175V177H254ZM260 179V180H259ZM10 182V185L8 184V182ZM10 180V181H9ZM51 180V179H50ZM171 180H170V182H171ZM7 182V184L5 183L4 184V182ZM17 181V182H16ZM77 181V182H76ZM41 182V183H40ZM43 182H44V184L46 185H43ZM81 182V181H80ZM83 182V181H82ZM169 181H168V183H167V185H165V187H162L161 186V189L162 188H166V189H168L169 190V192H171V193H174L175 192V189L176 188H174L173 186H172V184L170 185L169 183H170ZM78 183V184H77ZM122 183V182H121ZM121 183H119V185L118 186H116V185H112L110 188H109V192H110V190H111V196L113 195V193H114V196H115V194H116V197H119V193H121L120 195H122L121 197L122 198H124V196L126 195V197H127V200L129 201V198H128V196L130 195V193L132 192L131 190H129L127 187L126 188H124V186H122L121 185ZM66 184V185H65ZM69 184H70V186L72 187H70L69 186ZM3 185V186H2ZM6 185V186H5ZM9 185V186H8ZM52 185V186H51ZM60 185V184H59ZM65 185V186H64ZM53 188H51V187ZM113 186H115V187H113ZM164 186V185H163ZM198 185H196V187H197ZM2 187H4V188H2ZM51 188V190H50V188ZM172 187V188H171ZM71 188V189H70ZM80 190H79V189ZM3 189V190H2ZM12 189L13 188H11V190L10 191H12ZM73 189H75V190H73ZM106 189V188H105ZM117 189H119V191L117 190ZM121 189V190H120ZM172 189V190H171ZM202 188H200V190H201ZM39 190V191H38ZM52 190L54 191V193L52 192ZM61 190V191H60ZM62 190H64V191H62ZM76 190H79V191H77L78 192V194L77 193H75V191ZM83 190V191H82ZM127 190V191H126ZM200 190H199V188H198V190H196V192H200ZM49 191V192H48ZM122 191H123V193H122ZM124 191H125V193H124ZM67 192H68V195L69 194H71V196L69 195H67ZM70 192V193H69ZM74 192V193H73ZM119 192V193H118ZM159 191H156V193H158ZM160 192H162V191H160ZM187 192H189V191H187ZM194 192V191H193ZM193 192H190V193H187L188 195H190L191 197H192V195H194V193ZM52 193V195L54 194V196L55 197H51V198H48V197H50V194ZM66 193V194H65ZM164 192H162V200H163V202H161L162 204H163V207H166L165 208V210L164 211H166V213L168 214V216L171 218V221L170 222H173V221H176L179 217H181V215L180 214H178V213H180V211H182L183 212V215H184V212L186 211V212H188V210H189V208L190 207H192L191 206V204H189V201L188 200H186V199H189V198H184V197H180V199L179 198H177L178 199V201L176 200V202L175 203H172V200H173V197H174V195H177L176 193H174L173 195L172 194H168V192H167V194H163ZM7 194H9V195H7ZM49 194V195H48ZM57 194V195H56ZM74 194H76L78 197H79V194H80V198H81V196H83L80 200H79V198L78 197H76V195H74ZM123 194H125V195H123ZM259 194V193H258ZM51 195V196H52ZM64 195V196H63ZM65 195H67V196H65ZM72 195H74V197H75V200L74 199H71L70 197H72ZM100 194L98 193V194H96L95 196L97 197V199L99 198V199H101L100 197H98ZM169 197H168V196ZM170 195L171 196H173L172 197V199H171V197H170ZM44 196H45V199H43L44 198ZM47 196V197H46ZM236 196V195H235ZM238 196V195H237ZM233 197L232 199L230 198L229 200L230 201H228L227 203H222V205L225 207V211H228V206H229V203H231V201H233L234 202V200H237L238 202H239V199H238V197ZM58 197V196H57ZM67 197H69L70 198V200H71V202H70V200H65V199H69V198H67ZM121 197H119V199H122ZM126 197L124 198L125 199V204L124 203H122V201H124V199H122V201H120V203H117L116 204V206H114V208L115 207H118L119 206V208H117V211H116V209H111V206H108V205H106V207L105 208H103L100 212L102 213V212H116V213H118V214H120V216H122V217H124L125 215H127V218H126V216L124 217V218H126L125 220V222H124V225L125 224H127V225H125V226H127V227H130V228H137L136 230H138L139 231V229L140 228H138L139 226H140V224H142V221H143V219H145V220H147L148 218H146L147 216H149V215H144L145 217L143 218L141 215H139V213H137L136 211H137V206H136V204L134 205V203H133V201H129L130 202V206H132L131 208H130V206H128V201H126ZM194 197H195V199H199V197H196V194L194 195ZM240 197H242L241 195H240ZM258 197V196H257ZM42 198V199H41ZM62 198V199H61ZM73 198V197H72ZM183 198H184V200H183ZM259 201H260V199L262 198H260V195H259ZM38 199H39V201H38ZM41 199V200H40ZM93 199H95V198H93ZM166 199V200H165ZM57 200H58V198H57ZM56 200V201H57ZM73 200H74V202H73ZM86 202V204H85V202ZM96 200V199H95ZM55 201V200H54ZM68 201H69V203H71L70 205L68 204ZM78 201H81L80 202V204H82L83 202H84V206L82 205V208H84L85 209V206L87 207V209L89 208H91L92 209V212L91 211H89V209L88 210H86L85 209V211H82V208H81V206H80V204H78L77 206H76V204L77 203H79ZM98 201V200H97ZM165 201V202H164ZM167 201V202H166ZM179 201H180V203H179ZM188 201V202H187ZM198 201H200L199 203H197L198 205L201 203V202H203V204H201L202 206H198L197 205V207H195V208H198V209H195L194 208V210H196V212L195 213H197L198 214V216H199V218L200 219H198L197 220V226L198 227H200L201 229H205L204 227H206V229L205 230H212L211 228H214L215 226H213V225H209L208 226V224H210L211 223V221L212 220H210V221H207L206 223H208V224H205V223H203V222H205V220L207 219V218H209V219H212V217H211V215H209L208 213H207V211H205V208H203V205L205 206V204L207 203V202H205V201H202V200H198ZM31 201H29V203H30ZM58 202H59V200H58ZM61 202H59L60 204H62ZM142 202V201H141ZM148 201L147 200H144L143 201V204H140V205H142V207H143V211L145 210V208H146V210L145 211H147V209H148V211H149V206H148V203H147ZM185 202V203H184ZM241 202V201H240ZM40 203V204H39ZM87 203H89V204H87ZM131 203H132V205H131ZM167 203H169V205L170 206H168V204ZM177 203V205L176 206H172L173 204H176ZM184 203V204H183ZM196 203V202H195ZM38 204H39V206H38ZM73 204V205H72ZM92 204V206H90ZM147 204V205H146ZM241 204H243V203H241ZM63 205V206H64ZM99 205V204H98ZM101 205H103V206H101ZM120 205H124L126 208H123L122 206H120ZM146 205V206H145ZM165 205V206H164ZM189 205H190V207H189ZM228 205V206H227ZM2 208H0V212H1V214L3 213V215H1V217H2V220H4L3 222H2V224H3V226L4 227H7L8 225H6V223H5V219L6 220H8L9 221V223H11V221H14L16 218H20L19 216V213H20V211H18V210H20V208L19 207H17V208H14V209H12L13 208V205L12 206H7V210H2V209H6V207L4 206V204H1L0 205ZM36 206H37V208H36ZM35 208V210H34V208ZM39 207V208H38ZM69 207V208H68ZM129 207V208H128ZM185 207V208H184ZM230 207V206H229ZM11 208V209H10ZM64 209H66L65 207H63ZM109 208H110V210H109ZM124 210H123V209ZM180 208H182V209H180ZM10 209V210H9ZM43 209V208H42ZM94 209V210H93ZM106 209V210H105ZM135 209H136V211H135ZM152 209V208H151ZM175 209V210H174ZM185 209V210H184ZM14 210H16V212L14 211ZM119 210V211H118ZM123 210V211H122ZM128 210V211H127ZM135 212H134V211ZM199 210H201L202 212H200ZM3 211V212H2ZM12 211V212H11ZM25 211V212H26ZM44 214H42L41 212ZM70 211V210H69ZM122 211V212H121ZM132 213H131V212ZM5 212H7L8 214H10V217L12 218H10L9 216H8V214L7 213H5ZM86 212V213H85ZM87 212H88V214L90 213V215H88L87 214ZM126 212V213H125ZM129 212H130V214H129ZM150 212V211H149ZM15 213V214H14ZM41 213V214H40ZM124 213H125V215H124ZM133 213L134 214H136V216H134L133 215ZM189 213H190V211H189ZM199 213H201V214H199ZM16 214L18 215V216H16ZM48 216H47V215ZM52 214V215H51ZM54 214H55V217H53L54 216ZM80 214H82V215H80ZM87 214V215H86ZM137 214H138V216L139 217H141V218H139L138 216H137ZM205 214H206V216H205ZM5 215V216H4ZM11 215H13V216H15V218H13ZM86 215V216H85ZM96 215V214H95ZM124 215V216H123ZM186 215V214H185ZM205 216V220H202V219H204V216ZM119 216V217H120ZM134 216V217H133ZM179 216V217H178ZM208 216V217H207ZM4 217H6L5 219H3ZM130 217V218H129ZM138 217V219L137 220H139L140 219V224L139 223H137L136 222V218ZM256 217V216H255ZM55 218V219H54ZM60 218V219H59ZM87 218V219H88ZM121 218V217H120ZM175 220H174V219ZM254 218V217H253ZM253 218H250V219H248V220H241L238 224H240L241 223V225L242 224H244V225H246L247 227H248V225L247 224H249V226H250V221H251V224H253L252 222V220L251 219H253ZM257 218L258 217H256V219L254 218V221L255 222H257ZM9 219H11V221L9 220ZM14 219V220H13ZM58 221H57V220ZM85 218H83V219H79V220H84ZM141 219H142V221H141ZM66 220V219H65ZM68 220V219H67ZM208 220V219H207ZM53 221H54V223H53ZM62 222V223H61ZM210 222V223H209ZM249 222V223H248ZM15 223H16V226L18 225V221L16 222L15 221ZM53 223V224H52ZM137 223V224H136ZM130 226H129V225ZM199 224V225H198ZM205 224V225H204ZM138 225V226H137ZM1 226V225H0ZM15 226V227H16ZM156 226H157V228H156V230H155V226H150V225H148V227L146 228V229H143V230H145V231H143L145 234H144V236H145V239H147V241H149V243H150V241H152L154 244H157V242L160 240H162L161 242H165V241H168L169 239V241H168V243H171V242H175L174 241V237H171V238H167V236L166 235H162L161 237H160V234L161 233H163L161 230H159L158 228H159V226H162L161 224H156ZM196 226V227H197ZM208 226V227H207ZM240 226V225H239ZM126 227V228H127ZM210 227V228H209ZM14 228V227H13ZM182 228H184L183 226H181L180 227V233L179 234H181V233H185V231H184V229H182ZM209 228V229H208ZM57 229V230H56ZM141 230V229H140ZM158 230V231H157ZM78 231V230H77ZM156 231V232H155ZM170 231H171V228H170ZM183 231V232H182ZM67 231H65V233H66ZM152 232L154 233V234H152ZM68 233H70V231L68 232ZM67 233V234H68ZM152 234V235H150V234ZM158 234L157 236L155 235V234ZM160 233V234H159ZM149 234V235H148ZM155 235V236H154ZM154 236V237H153ZM164 236H165V238H164ZM65 237H67L66 235H65ZM156 238V239H154V240H152L153 238ZM160 237V238H159ZM193 237V236H192ZM151 238V239H150ZM163 238H164V240H163ZM167 238V239H166ZM194 238V237H193ZM193 238H185L186 240H188V241H196V240H194ZM67 239V238H66ZM185 239H182V240H185ZM156 240H158L157 242H156ZM71 239L69 238V243H68V245H69V248H68V245H67V240L65 241V246L63 245H61V248L62 249H60V250H62V251H64L65 249V253H67V255L69 254V252L70 253H72V254H70V255H72L71 256V258H70V256H69V258L70 259H72L73 261L72 262H75L76 263V253H78L79 254V256L80 257H83L82 259L84 260H77V264L78 263H83V264H86V262H87V264L89 263V264H92L94 261H96L97 259L95 258V257H93V260H92V254L95 252H92L91 251V255H90V258H89V256L87 257H84V250H85V247H83L82 245H80L79 243H76V241L74 242L73 240L71 241ZM73 242H74V247L72 248L71 247V245H73ZM177 242V241H176ZM175 242V243H176ZM72 243V244H71ZM153 243H152V245H153ZM75 244H77V246L75 245ZM151 244V243H150ZM198 244V243H197ZM80 246H81V248H80ZM107 244L106 245H104V249H106L107 247ZM193 246V245H192ZM68 248V250H67V248ZM157 247V246H156ZM194 247H195V250H194ZM201 247H202V249H201ZM205 247V246H204ZM203 247V245L202 246H199V245H196V246H193L192 248H191V251L192 252H188V250L190 249V247L188 246H186L185 248H182V247H179L178 248V250H179V252H182L183 254L184 253H189L188 255H189V257H187L188 255L187 254H185V256L184 255H182V253L180 254V255H178V253H177V255H178V257L180 258V257H183V258H180V260H182V259H184V264H196L197 262V264H204L205 262H206V264L208 263H211V261H215L216 260V257H214V256H217V254H215L214 253V255L213 256H211V254L210 253H208V250L206 249L205 250V248ZM71 248V249H70ZM77 248V249H76ZM82 248H83V250H82ZM90 248H92V247H90ZM95 248H97V247H93V249H95ZM186 248H188V249H186ZM213 248V247H212ZM75 249H76V251H75ZM80 249V250H79ZM93 249H90V250H93ZM183 249V250H182ZM201 249V250H200ZM56 250H59V249H56ZM55 250V251H56ZM71 250H74V251H72L71 252ZM181 250V251H180ZM194 250V251H193ZM62 251H60L61 253H64V252H62ZM79 251H80V253H79ZM81 251H83V252H81ZM184 251V252H183ZM190 251V250H189ZM197 251H199V253H197ZM57 252V251H56ZM55 252V253H56ZM98 252V251H97ZM202 252V253H201ZM75 253V254H74ZM145 253V254H144ZM147 253V251L146 252H143V254H142V256L144 255L145 257H139L140 258V260H139V258L137 257V259H138V262H139V264H142V262H143V264L145 263V264H154L155 262V264H159V262H160V264H173V262L172 261H174V259L173 258H171V259H169L170 257L169 256H167V257H165V256H163L164 257V260L162 259L163 257L160 255H158V257L157 256H155V257H153L152 255H150V256H152L151 257V259H150V257H147L146 258V256H148V254H146ZM192 253V254H191ZM196 253H197V255H196ZM206 255H205V254ZM195 254V255H194ZM82 255V256H81ZM107 255V254H106ZM109 255V254H108ZM107 255V257H106V261H107V263L109 264V262H110V260H112L113 261V259L114 258H110L111 256L109 255L108 256ZM196 256V257H198L199 256V258H196V257H194V256ZM201 255V256H200ZM204 255V256H203ZM57 256V255H56ZM55 256V257H56ZM78 256V257H79ZM209 256V257H208ZM58 257V256H57ZM79 257V258H80ZM160 257V258H159ZM186 257V258H185ZM201 257V258H200ZM203 257H204V259H203ZM206 257H207V259L209 260H207L206 259ZM85 258V259H84ZM88 258V259H87ZM143 258H145V259H143ZM150 260H149V259ZM157 258H159V259H157ZM174 258H175V256H174ZM211 258V259H210ZM261 258L262 259H264V255H262L261 256ZM141 259H143V260H141ZM153 259H155L154 260V263H153ZM213 259V260H212ZM75 260V261H74ZM87 260V261H86ZM93 262H92V261ZM108 260H109V262H108ZM191 261V262H185V261ZM195 260H196V262H195ZM203 260H206V261H204V262H202ZM89 261V262H88ZM111 261V262H112ZM140 261H141V263H140ZM146 261V262H145ZM150 261V262H149ZM159 261V262H158ZM163 261V262H162ZM165 261H167V262H165ZM202 263H201V262ZM110 262V263H111ZM162 262V263H161ZM171 262V263H170ZM74 263V264H75ZM80 263V264H81ZM179 264H181V261L180 262H178ZM177 264V263H176Z\"/></svg>", "mask_w": 264, "mask_h": 264}, {"label": "bare ground", "instance_id": "2", "mask_svg": "<svg viewBox=\"0 0 264 264\" xmlns=\"http://www.w3.org/2000/svg\"><path fill=\"white\" fill-rule=\"evenodd\" d=\"M47 1V0H46ZM45 1V2H46ZM50 1V0H49ZM248 1V0H247ZM251 1H253V0H251ZM257 1V0H256ZM256 1H254V2H256ZM260 1H262L263 2V0H260ZM40 2V1H39ZM243 2V1H242ZM254 2H253V4H254ZM47 3H48V1H47ZM238 3V2H237ZM245 3V2H244ZM243 3V4H244ZM38 4V3H37ZM236 4V3H235ZM242 4V5H243ZM256 4V3H255ZM254 4V8L257 6V5H255ZM259 4V3H258ZM39 5V4H38ZM48 5V4H47ZM96 5V4H95ZM156 5V4H155ZM183 5H185V4H183ZM263 5V4H262ZM4 6V5H3ZM29 6V5H28ZM43 6V5H42ZM169 6V5H168ZM231 6H233V5H231ZM236 6V5H235ZM251 6H252V8H253V5H252V3H251ZM39 7H40V5H39ZM183 7V6H182ZM234 7V6H233ZM247 7V9L248 8H251L250 7V4L249 3H246L245 4V7L244 8H246ZM38 8V7H37ZM185 8V7H184ZM186 8H188V7H186ZM185 8V11L187 10ZM238 8H240V7H238ZM243 8V7H242ZM244 8H243V13H244ZM251 8V9H252ZM261 8H263V6L261 7ZM19 9V8H18ZM36 9V8H35ZM102 9V8H101ZM232 9V8H231ZM236 9V8H235ZM234 9V10H235ZM248 9L247 10V12H249V10H250V13L252 14H250L251 16H255V15H257V13H256V11L254 10V9ZM46 10V9H45ZM121 10V9H120ZM264 10V9H263ZM185 11H184V13H185ZM110 12V11H109ZM235 12V11H234ZM6 13V12H5ZM24 13V12H23ZM115 13V12H114ZM120 13V12H119ZM124 13V12H123ZM126 13V12H125ZM258 13H259V11H258ZM34 14V13H33ZM43 14V13H42ZM46 14V13H45ZM44 14V15H45ZM96 14V13H95ZM186 14H187V12H186ZM189 14V13H188ZM260 14V13H259ZM258 14V15H259ZM43 15V16H44ZM98 15H99V13H98ZM246 15V14H245ZM248 15V14H247ZM262 15V14H261ZM39 16V17H38ZM249 16V15H248ZM260 16V15H259ZM27 17V16H26ZM26 17H25V19H26ZM33 17H34V15H33ZM49 17V16H48ZM257 17V16H256ZM262 17H264L263 15H262ZM31 18H32V16H31ZM39 18V20H40V15H38V14H36V16L34 17V20L36 19H38ZM101 18V17H100ZM115 18V17H114ZM131 18V17H130ZM251 18V17H250ZM22 19H24V17L22 18ZM25 19L23 20V22H25ZM29 18L27 17V20H28ZM264 19V18H263ZM21 20V19H20ZM27 20H26V25H27ZM31 20V19H30ZM35 20V21H36ZM239 20V19H238ZM253 19H251V21H252ZM55 21V20H54ZM122 21V20H121ZM22 22V23H23ZM31 22V21H30ZM29 22V23H30ZM39 22V21H38ZM116 22V21H115ZM253 23H251L252 25H251V28L250 29H248L247 27L246 28H244V29H242L243 27L241 26V25H244V26H249L250 24H249V22L248 23H244V22H240V23H242V24H239V23H237V24H239V26H241L242 28H240V27H238L239 28V30H238V28H237V24L235 25V27H233V29H232V26H231V29H228L227 30V32L229 33V34H232V33H235V38H237V39H242V38H244V36H246V37H248V38H251V37H253L254 38V35H256V34H258L257 32H259L260 33V30H258V27L259 26H261V25H259L258 27H257V24L259 23H263L262 25H264V20H256V19H254L253 21H252ZM19 23V22H18ZM21 23V22H20ZM32 23H33V21H32ZM41 23V22H40ZM40 23H39V25H40ZM61 23V22H60ZM79 24V23H78ZM117 24V23H116ZM121 24V23H120ZM124 22H123V26H124ZM128 24V23H127ZM141 24V23H140ZM224 25H225V23H223ZM36 25H38V24H35V25H31L32 27L30 28V26H29V28L30 29H32L31 30V32L32 33H34L35 34V31H36V34H38V29H41V28H37V26ZM109 25V24H108ZM112 25V24H111ZM114 25H115V23H114ZM113 25V26H114ZM119 25V24H118ZM134 25V24H133ZM217 25L218 26H222L221 24L219 25L218 23H217ZM230 25H232V24H229V25H227L226 24V28H230ZM22 26V25H21ZM116 26V25H115ZM25 27V26H24ZM35 27L37 28V29H35ZM39 27H41V26H39ZM117 27V26H116ZM225 27V26H224ZM257 27V28H256ZM6 30H8L9 31V35L11 34V36H13V37H15V38H18V40H20L21 38H22V36L20 35V34H18V33H16V30L13 28V26L12 25H6ZM113 29H111L110 27H109V29H111L114 33H115V30L117 29H115V27H112ZM235 28V29H234ZM260 29H262V27H259ZM128 29V28H127ZM143 29V28H142ZM142 29H141V32H142ZM156 29H157V27H156ZM237 29V30H236ZM42 30H43V27H42ZM118 30V29H117ZM122 30V29H121ZM129 30V29H128ZM155 30V29H154ZM263 30V29H262ZM133 31V30H132ZM264 31V30H263ZM19 32V31H18ZM117 32V31H116ZM123 32V31H122ZM131 32V31H130ZM154 32V31H153ZM156 32V31H155ZM262 32V31H261ZM30 33V32H29ZM32 33H30V35L32 34ZM40 33V32H39ZM59 33V32H58ZM62 33V32H61ZM132 33V32H131ZM7 34H8V32H7ZM24 34V33H23ZM46 34V33H45ZM120 34V33H119ZM126 34V33H125ZM136 34V33H135ZM27 35V34H26ZM54 35V34H53ZM52 35V36H53ZM60 34H58V36H59ZM123 35V34H122ZM126 35H128V34H126ZM149 35V34H148ZM233 35V34H232ZM263 35V34H262ZM25 36V35H24ZM23 36V37H24ZM32 36V35H31ZM35 36L36 35H34V38L32 37V39H35ZM38 37H39V34L37 35ZM52 36H50V37H47V35L45 36V40H46V38H49L50 39V41L52 40L51 38H53ZM55 36V35H54ZM68 36V35H67ZM121 36V35H120ZM124 36V35H123ZM129 36H130V34H129ZM134 36V35H133ZM144 36V35H143ZM172 36H173V39H176V46L178 47V53H180L179 55H177V56H168L167 57V61H169V62H171V64H172V62L174 63V66H173V68H174V73L176 72V73H182V74H184V75H189L190 76V78L192 79L191 81H194L195 83H198L199 81L198 80H204V81H206V82H209L210 81V83H213V84H215V86H217V88L218 87H220V88H222L224 85H229V87L228 88H230V86H232V87H234V88H236V89H239V88H241V90H243V92H244V94H245V96L242 94V96H244L245 98H249V100H247V101H251L250 103L252 104V105H250V106H255L254 108H257V110H258V112H257V114H255V115H253V114H250L249 113V110H248V108L246 109V108H244L243 106H242V103H241V100H240V102L238 103V102H236V99H235V97H233L234 99H233V103L232 104H234L233 106H231V107H233V108H231V109H229V106L230 105H232L231 104V96L230 95H228L226 92L224 93V95L223 94H221V92L219 93L220 95H217L218 94V92L217 91H215V92H217V94L214 96V97H210V98H208L207 97V94L209 93V91H211V90H209V89H207V90H209V91H207V90H201L199 87H195V89L198 91V92H196L197 94H199V96H200V99L201 100H199L198 101V103L196 104V109L200 112V114H206L205 116H207L208 118H214L212 121H211V124H213V125H215V126H218V128L219 127H221L222 128V126H223V128H224V126H225V128L227 129V130H229L230 128H234V126H236V124H238L237 126H240V124H242V123H244V124H246L245 126V130L243 131L242 130V132H244L245 134H246V137H248V138H250V139H252V143L251 144H248V146H246V147H244L242 150H239L237 153H235L233 150V152H227V154L224 156V154H221V155H223V156H221L220 154V158H222V157H224V158H229V162L227 163V162H225L226 164L225 165H220V164H218V165H215V164H213L215 161L214 160H212V161H214L213 163H212V165H215V168H213L212 167V169L210 168H208V167H206V158L208 157V156H206L207 154H205L204 153V148H201V145H200V143L198 142L197 144L195 143L194 145H189V147L187 148V150H189L190 152H188L187 150V153H184V154H187V156H186V158H184V159H182L183 161H180V166H179V168H181L180 169V174H181V181L180 182H173L171 179H172V174H173V171H171V169H170V171H166V172H164V173H161V174H159L158 175V173H156L155 174V176L153 175V173L151 174V173H148L147 171H145L144 169H138L139 171L138 172H131V170H130V172H129V170H128V167H126L127 166V164H126V168H127V172H124V170H122V168H119V164H120V167H122L121 165H124L125 163H124V161L122 162L121 160L119 161V160H115V159H117V158H114L115 156L112 154H110V156L111 157H113L114 158V162L115 161H117V165L115 164L114 166H111L112 165V158H110L109 159V161H108V159H107V157L105 156L104 158H103V156H101V153L99 152L100 150H99V148L98 147H93V144H92V141L94 140V138H93V140L90 142V140H89V138L86 136V137H84V138H82L83 140L85 139V141L86 142H88V146H91V147H89L90 148V151L89 150H87V149H89L87 146V148H86V152L87 151H89L90 152V157L89 156H87L88 158H90L91 160L89 161V159L87 160V159H83V161L84 160H86V162H78L76 159H78V158H75V160H74V158H73V162L75 163V165H73V166H76L77 168H79V171L80 170H82V168L84 169V171L85 172H83V170L80 172L81 173V176L79 175V171H77V174L80 176L78 179H79V186H84V193H85V198H87V202H89V200H90V202L89 203H92L93 204V206H92V204L90 205V206H92V207H94L95 208V210H97L96 209V207L97 206H100V202H101V204H105V206H103V205H101V206H103V208H105L106 207V205H108V206H111V209H116V211H117V208H119V206L118 207H115L114 208V206H116V204L117 203H120V201H122V199H124L125 197H126V195L125 194H123V195H125L124 196V198H122L121 196L122 195H120L121 193H119L118 195H119V197H121L122 199H119V197H116V194H115V196H114V193H113V195L111 196V190H110V192L108 191L109 190V188L112 186V185H116V186H118L119 185V183H121V185L122 186H124V188H128L129 190H131L132 192L130 193V195L128 196V198H129V201L131 200V201H133V203H134V205L136 204V208H137V211H136V209H135V211L137 212V213H139V215H141L143 218L145 217L144 215H149V216H147L146 218H148L147 220H145V219H143V221H142V219H141V221H142V224H140L139 222H140V219L139 220H137L138 219V214H137V218L135 219L136 220V222L137 223H139L140 224V226L138 227V228H140L139 229V231L138 230H136L137 228H130V227H127V226H125V225H127V224H125L124 225V222L127 220L126 218H127V215H125V213H124V215L126 216V218H124V217H122V216H120V214H118V213H116V212H100L102 209H100V211L99 212H97V211H93V213H95V214H93L91 217H83V218H85L84 220H79V219H83L82 217H78L79 219H77V213H79V212H81L79 209H76V208H74V207H71V200H70V198L71 199H74L75 200V197H74V195H76V194H74V195H72V197H67V198H69V199H65V200H70V202L71 203H69V201H68V204L70 205L68 208H69V210H67V207L66 206H68L66 203H67V201H63L65 204H66V206L63 204V202H61L63 199H64V197H62V196H60L61 194H59L60 192H59V188L64 184V183H70L71 184V186H72V184H74L75 182H74V180L75 179H77L74 175H75V173L72 175V170H71V175H70V173H67V174H69V175H67L68 177V179H69V176L71 177L70 179L71 180H67V182H66V179L65 180H63V178H59V177H57V178H59L60 179V181H65L64 183H62L61 184V182H59V184H57V183H55L56 181L53 179L52 180V178H55L56 176H54V177H52V178H49V179H47V180H49L50 181V183H53V181H54V183H53V185L54 184H57L58 185V190H57V187H55V185H54V191H58V192H56V193H58L59 195H57L56 196V199H54L53 197H55L54 196V191L52 190V192L54 193L53 195H52V193L50 194V197H48V198H53V200L51 199V200H48L47 199V201L46 200H44V201H40V206L43 208H41V211L43 210V211H47L48 210V215H50L49 213H50V211L49 210H51L52 211V213L54 212V213H57V215H56V217H55V214H54V216L53 217H55V218H57L58 216H60L61 217V219H60V221H63L64 222V224H60V223H57V222H55L54 223V221H53V225H54V227H56V228H59L61 231H62V236H60V235H58L57 234V232L54 230V228H53V226H51V225H49V221L47 220V219H50L51 218V216H50V218H49V216H48V218L46 219V216L44 215V216H42V215H38L39 214V212H38V210H40V209H37V210H35V208H34V210H35V212L36 213H38V214H36L34 211H32V212H30L29 211V213L26 211V210H28V209H31V210H33L32 209V207L31 208H29V204H30V206H32L31 205V203H32V200H33V205L34 204H37V203H34L35 202V200H36V198H40V197H42V194L46 191V189H48V187L45 189V191H44V189H42V190H40L41 188H43L42 187V185H41V187H40V189L36 186V184H38V183H36L37 181H35V182H33V180H31L30 178H28L27 176H23V177H25V178H22V179H20L19 180V182L18 183H15L12 179V181H13V186L11 187V188H17V187H19V188H23V190H24V192L23 193H21V192H16V193H13L12 191H10L11 190V188H9L8 190H9V194H10V192H11V194H10V196H12L13 197V202L12 203H10L9 205H7V206H12L13 205V208L12 209H14V208H17V207H19L20 208V210H18V211H20V213H19V217L20 218H16L14 221H11V217H10V214H8L7 212H5V213H7L8 214V216L11 218V219H9L10 221H11V223L12 222H19L18 223V225L16 226V227H12V228H9L8 226L7 227H4L3 226V224H2V222L4 221V220H2V217H1V215H3V213L1 214V212H0V264H74L75 262H72L73 260V256L72 255H70V254H72V253H70L69 252V254L67 255V253H65L64 251L66 250H64V251H62V250H60V249H62L61 248V245L63 246H65V241L67 240V245H68V241H69V238L71 239V241L73 240L74 242L76 241V243H79L80 245H82L83 247H85V250H84V252L83 251H81V252H83L84 253V257H88L89 256V258H90V255L92 254L91 253V251L92 252H94L93 254H92V260H93V257H95L97 260L96 261H92L93 263L92 264H108L107 263V259H106V257H107V255L109 254L111 257L110 258H114L113 259V261L112 260H110V262H109V260H108V262H109V264H139V262H138V259H137V257L139 258V257H141L142 256V254H143V252H146L147 251V253L146 254H148V256H146V258L147 257H150V259H151V257L153 256V257H155V256H157L158 257V255L160 254L161 256L163 255V256H165V257H167V256H169L170 258L169 259H171V258H173L174 259V261H172L173 262V264H179L178 262H180L181 261V264H184L183 262H184V259H182V260H180V258H183V257H178V255H180L182 252H179V250H178V248L179 247H182V248H185L186 246L188 247H190V251L188 250V252H192L191 251V248L193 247V246H196V245H199V246H202L203 245V247L205 248V250L207 249H209L208 250V253H210L211 254V256H213L214 255V253L215 254H217V256H214V257H216V260L215 261H211V263H209V264H264V259H262L261 258V256L262 255H264V185H263V187H262V190H259V191H256L255 190V179H254V177H255V175L257 176V178H259L260 177V179H262V180H264V79H258L257 78V76H258V74H257V76H256V78H257V80L255 81H247V80H243L242 78H241V75H239L238 74V76H240V77H238V78H236L237 77V74L236 73H238V72H236L235 73V71L237 70V67H236V70L234 69V70H231V69H229V68H231L229 65V68H228V70H230V72H228L227 70V73L229 74V76H230V78L228 79V80H222L220 77H218V75L217 76H215V77H211V76H207L206 75V73L204 72V70L203 71H201V68L199 67V65L197 64V63H195V60L194 61H192V62H190V61H188V62H190V63H188V62H186L187 60H181L182 58L184 59V58H188L187 57V50L188 51H190L189 53L191 54V52H192V56L191 57H193V53H194V50L195 49H197L196 48V46H195V44L194 45H191V43L187 40V41H185V39L183 38V39H181V38H178V37H176L175 36V33L174 34H172ZM27 37V36H26ZM115 37V36H114ZM128 37V36H127ZM126 37V38H127ZM142 37V36H141ZM146 37H147V35H146ZM156 37V36H155ZM157 37H159V36H157ZM225 37V36H224ZM245 37V38H246ZM257 37V36H256ZM6 38H7V36H6ZM56 38H58V37H56ZM120 38V37H119ZM128 38H130V37H128ZM144 38V37H143ZM148 38V37H147ZM220 38V37H219ZM223 38V37H222ZM48 39V40H49ZM54 39V38H53ZM65 39V38H64ZM75 39V38H74ZM93 39V38H92ZM122 39V38H121ZM236 39V40H237ZM256 39V38H255ZM58 40V39H57ZM124 40V39H123ZM127 40V39H126ZM125 40V41H126ZM133 40V39H132ZM136 40V39H135ZM235 40V41H236ZM259 40V39H258ZM39 41V40H38ZM74 41V40H73ZM77 41V40H76ZM127 41H129V40H127ZM234 41V42H235ZM251 41V40H250ZM254 41V40H253ZM8 42V41H7ZM40 42V41H39ZM45 42H47V41H45ZM134 42V41H133ZM138 42V41H137ZM156 42V41H155ZM161 41H159V43H160ZM237 42V41H236ZM239 42V41H238ZM241 42V41H240ZM239 42V43H240ZM83 43V42H82ZM202 43V42H201ZM224 43V42H223ZM226 43V42H225ZM120 44V43H119ZM132 44V43H131ZM141 44V43H140ZM242 44H243V42H242ZM246 44V43H245ZM256 44V43H255ZM258 44V43H257ZM5 46H4V51L2 52V54H6L5 52H7L8 50H10V49H12V47H13V45H11L12 47L10 48L9 46H7L6 44H4ZM109 45V44H108ZM111 45V44H110ZM130 45V44H129ZM153 45H154V43H153ZM232 45V44H231ZM92 46V45H91ZM112 46V45H111ZM113 46H115V45H113ZM121 46H122V44H121ZM132 47H133V45H131ZM244 46V45H243ZM259 46V45H258ZM66 47V46H65ZM68 47V46H67ZM85 47H87V46H85ZM101 47V46H100ZM131 47V48H132ZM136 47V46H135ZM141 47V46H140ZM149 47H151V45L149 46ZM199 47V46H198ZM201 47V46H200ZM226 47V46H225ZM257 47V46H256ZM8 48V49H7ZM10 48V49H9ZM61 50H60V49ZM102 48V47H101ZM106 48V47H105ZM108 48V47H107ZM107 48L105 49V50H107ZM118 48V47H117ZM116 48V49H117ZM130 48V49H131ZM144 48V47H143ZM146 48V47H145ZM168 48V47H167ZM195 48V49H194ZM221 48H223V47H221ZM2 49V50H3ZM18 50V52H17V57H13V56H9V57H7V59L5 58V61H6V65H2L1 66V64H0V99H2V97H3V95L4 94H6V96H8L9 95V93L10 94H12L13 96H17V98H19L18 99V102H21L20 103V105H23V106H25L24 108H27V109H29L30 108V110H32L31 109V106L33 107V106H36V105H39L40 104V106H42L41 104H43V106H44V109H45V111H46V114H51L52 116L54 115V120L56 119V122L54 123V122H52V123H54V126H53V124H52V126H53V128H52V131H51V129H50V127H48V128H45V130H44V132L46 131V137H45V134H44V132H43V129H42V133H39V129H40V126H41V128H43L44 126V122H42V121H40L41 123H39V121H37L36 122V125L39 127V129L38 128H36V129H38V132H36L35 130H31L32 132L34 131V132H36L37 134H39V135H43L44 134V136H36L37 134H35V136H36V139L38 138L39 140H40V138L39 137H41L42 139H41V141L44 143V141H47V143L49 142V144L50 143H52V147L54 148V146H55V144H54V146H53V143H57V144H59V142H57L58 141V139H56L57 138V133H56V137L54 138V135H53V131L55 132L57 129H59L60 128V130H61V128L62 127H65V126H70V128H72V129H74L75 131L76 130H78V128L80 129L81 128V126H77V125H80L79 123L78 124H75V122L73 123L72 122V120H71V113H69V110H68V107H69V105L71 106L72 104H70V103H68V101L71 99H74L75 100V98L74 97H76L77 98V102H80V100L82 101V99H81V96H77V94L73 91V89H71L72 88V86L70 85V84H68V82L66 81V83H67V85H65L66 86V89H64V91L63 90H59V88H58V83H57V79L60 77V76H66V74L65 73H67V71L64 73V71H62L61 70V68H58L57 66L59 65L58 64V61L59 60H61V59H63V60H65V58H68V57H70V55H68V54H66V50H65V48H63V45H62V43L59 45V47H56V46H54V44H52V43H50V45H47V52H46V50H45V52H46V54L44 55L45 57H47V58H45L46 59V65L44 66L45 68H46V66H47V68H48V75L47 76H44V75H38L37 74V72H35V69H36V66L35 67H33V66H31V64H32V62H34V58L33 57H30L29 56V52L28 51H26V50H28L27 49V47L24 45V44H22V43H19L18 42V44L16 45V46H14V50ZM112 49H113V47H112ZM116 49L114 50V54H113V56L115 55V51H116ZM119 49V48H118ZM141 49H142V47H141ZM247 49H249V48H247ZM258 49V48H257ZM260 49V48H259ZM71 50V49H70ZM102 50V49H101ZM100 50V51H101ZM120 50V49H119ZM145 50V49H144ZM147 50V49H146ZM145 50V51H146ZM225 50H227V49H225ZM236 50H238V49H236ZM72 51V50H71ZM85 51V50H84ZM89 51V50H88ZM131 51V50H130ZM141 51H143V49L141 50ZM151 51H152V48H150V49H148V52L149 53H151ZM222 51V50H221ZM44 52V51H43ZM44 52V53H45ZM86 52V51H85ZM110 53H111V50L109 51ZM118 52V51H117ZM263 52V51H262ZM1 53V52H0ZM37 53V52H36ZM69 53V52H68ZM138 53H141V52H139V50H133V55L135 56V60H134V63L136 62L137 63V60L139 61V59H140V55L138 54ZM146 53V52H145ZM225 53H227V51L226 52H221V55L222 56H224L225 55V57H226V54ZM1 54V55H2ZM10 54V53H9ZM51 54H53L54 55V62H52V60H50V55ZM112 54V53H111ZM118 54V53H117ZM156 54V53H155ZM264 54V53H263ZM36 55V54H35ZM102 55H104V54H102ZM102 55L100 54V56L102 57ZM105 55H108L107 53L105 54ZM119 55H121V54H119ZM194 55H195V53H194ZM4 56V55H3ZM2 56V57H3ZM37 56V55H36ZM43 56V57H44ZM115 56H117V55H115ZM121 56H123V55H121ZM188 56H189V54H188ZM229 55H227V57H228ZM259 56H260V54H259ZM262 56V55H261ZM96 57H97V55H96ZM100 57V58H101ZM107 57V56H106ZM124 57V56H123ZM139 57V58H138ZM149 57V56H148ZM221 57V56H220ZM248 57V56H247ZM37 59H38V56L36 57ZM103 58V57H102ZM101 58V59H102ZM136 58H138L137 60H136ZM224 58V57H223ZM40 59V58H39ZM106 59V58H105ZM108 60H110L109 58H107ZM107 59H106V61H107ZM260 59V57H258V58H256V63H257V65H261L262 64V61H260L259 60ZM3 60V59H2ZM29 60H32L31 62H29ZM69 60H70V58H69ZM78 60V59H77ZM77 60H76V63H78L77 62ZM103 60V59H102ZM118 60V59H117ZM192 60V59H191ZM228 60V59H227ZM261 60H262V57H261ZM4 61V62H5ZM36 61H38V60H36ZM35 61V62H36ZM67 61V60H66ZM90 61V60H89ZM124 61V60H123ZM122 61V62H123ZM141 61V60H140ZM74 62V61H73ZM81 62V61H80ZM111 62V61H110ZM194 62V63H193ZM248 62V61H247ZM1 63H3V61H1ZM86 63H87V61H86ZM108 63V62H107ZM145 63H147V62H145ZM226 63V62H225ZM225 63H224V65H225ZM241 63H242V61H241ZM264 63V62H263ZM4 64V63H3ZM100 64V63H99ZM101 64H103V63H101ZM110 64V63H109ZM118 64V62L116 63V65ZM236 64V63H235ZM36 65H37V63H36ZM90 65V64H89ZM125 65V64H124ZM137 65V64H136ZM227 65V64H226ZM247 65V64H246ZM264 65V64H263ZM80 66V65H79ZM106 66V65H105ZM104 66V67H105ZM120 66H122L121 65V63H120ZM139 66V65H138ZM149 66H151L150 67V71H148V66L146 67L147 68V72H148V76L151 78V79H153L154 80V82L156 81V82H160L161 84H163V86H165L164 88H165V92H164V96L166 97V98H168V105H169V107L172 109V111H174V114H175V120L177 121V124L176 125H178L179 126V129H178V132H179V130L181 131V130H183L182 128H184V127H187V128H190V129H193V128H195V130H194V133H196V129H199V127H200V125L198 126V125H194V120H193V118L194 117H192V114L189 112V111H187V109L189 108H187V105L185 104V102H183L182 100L180 101V100H178V101H175V100H172L173 98H171V97H173V92H172V89L171 88H169L170 86H171V81H169L168 80V76L166 75V73H165V69L163 70L162 68L163 67H159V66H156L155 64H152V65H149ZM153 66V67H152ZM262 66V65H261ZM40 67V66H39ZM89 67V66H88ZM91 67V66H90ZM224 67V66H223ZM65 68V67H64ZM86 68V67H85ZM99 68V67H98ZM97 67H96V69L95 70H93V73H92V79L93 80H96V82H97V77H102L101 76V71H100V75H99V73L97 72V69H98ZM106 68V67H105ZM109 68V67H108ZM227 68V67H226ZM235 68V67H234ZM261 68V67H260ZM264 68V67H263ZM21 69V70H20ZM126 69V68H125ZM216 69V68H215ZM222 69V72H223V68H221ZM233 69V68H232ZM44 70V69H43ZM139 70V69H138ZM145 70V69H144ZM209 70V69H208ZM217 70V69H216ZM215 70V71H216ZM261 70H263V69H261ZM83 71V70H82ZM122 71V70H121ZM251 71V70H250ZM41 72V71H40ZM63 72V73H62ZM89 72H91V70H89ZM104 72V71H103ZM132 72H133V70H132ZM218 72H219V70H218ZM225 72V71H224ZM73 73V72H72ZM109 73H110V71H109ZM129 73V72H128ZM175 73V74H176ZM211 73H212V71H211ZM242 73V72H241ZM249 73V72H248ZM62 74V75H61ZM63 74H65V75H63ZM123 74V73H122ZM217 74V73H216ZM247 74V73H246ZM264 74V73H263ZM67 75H68V73H67ZM86 76H87V74H85ZM142 75V74H141ZM234 75H236V77H234ZM69 76V75H68ZM71 76V75H70ZM69 76V77H70ZM110 76V75H109ZM127 76V75H126ZM189 76H188V80H189ZM260 76V75H259ZM264 76V75H263ZM89 77H90V75H89ZM105 77H106V74H105ZM105 77H103V78H105ZM255 77V76H254ZM45 78V79H44ZM237 80H236V79ZM241 80H240V79ZM110 79V78H109ZM129 79V78H128ZM214 79V80H213ZM235 79V80H234ZM60 80H62V82L64 81L63 80V78L62 79H60ZM66 80V79H65ZM71 81H72V78L70 79ZM73 80H75V79H73ZM77 80V79H76ZM79 80V79H78ZM99 80V79H98ZM105 80H106V78H105ZM105 80H104V82H105ZM171 80V79H170ZM252 80V79H251ZM70 81V82H71ZM111 81V80H110ZM109 81V82H110ZM169 81V82H168ZM61 82V83H62ZM94 82V81H93ZM112 82V81H111ZM153 82V83H154ZM246 82V83H245ZM65 83V82H64ZM180 83V82H179ZM102 83H100V85H101ZM173 84V83H172ZM192 84V83H191ZM60 85V84H59ZM105 85V84H104ZM111 85V84H110ZM115 85V84H114ZM166 85H168V86H166ZM188 85V84H187ZM212 85V84H211ZM86 86V85H85ZM94 86L96 87V85H95V83H94ZM97 86H99L98 84H97ZM108 86V85H107ZM178 86V85H177ZM215 86H213V87H215ZM73 87H74V85H73ZM77 87V86H76ZM82 87V86H81ZM87 87V86H86ZM91 87V86H90ZM104 87V86H103ZM179 87V86H178ZM224 87H226V86H224ZM223 87V88H224ZM64 88V87H63ZM84 88V87H83ZM89 88V87H88ZM107 89V88H106ZM110 89V88H109ZM168 89V90H167ZM253 89H255V91L259 94V95H262V98L261 99H257V96L256 97H252L251 95H249L248 93V91H246V90H253ZM96 90V89H95ZM111 90H112V88H111ZM161 90H162V88H161ZM164 90V89H163ZM214 90V89H213ZM235 90V89H234ZM60 91H62V92H60ZM94 91V90H93ZM124 91H126V90H124ZM174 91V90H173ZM176 91H178V89L176 90ZM224 91V90H223ZM230 91V90H229ZM108 92H109V90H108ZM112 92V91H111ZM163 92V91H162ZM186 91L184 90V89H181V91L180 92H178V95H181L182 97H183V95H185L184 93H185ZM214 92V91H213ZM248 92V93H247ZM96 93H98V92H96ZM117 93V92H116ZM195 93V92H194ZM211 93H212V91H211ZM79 94V93H78ZM101 93H99V95H100ZM109 94V93H108ZM128 94V93H127ZM192 95H193V93H191ZM213 94V93H212ZM88 95V94H87ZM99 95H98V97H99ZM176 94H174V96H175ZM177 95V96H178ZM235 95V94H234ZM254 95V94H253ZM255 95H257V94H255ZM89 96V95H88ZM94 96V95H93ZM120 96V95H119ZM180 96V97H181ZM241 96V97H242ZM4 97H5V95H4ZM9 97V96H8ZM12 97V96H11ZM102 97V96H101ZM122 97V96H121ZM238 97V96H237ZM17 98H14V100L16 99V103H17ZM85 98V97H84ZM92 98V97H91ZM96 98V97H95ZM126 98V97H125ZM161 98V97H160ZM90 99V98H89ZM97 99V98H96ZM117 99H118V97H117ZM165 99V98H164ZM187 99V98H186ZM20 100V101H19ZM68 100V101H67ZM151 100V99H150ZM153 100V99H152ZM160 100V99H159ZM239 100V99H238ZM87 101V100H86ZM91 103H92V101L91 100H89ZM96 101V100H95ZM98 101V100H97ZM106 101V100H105ZM127 101V100H126ZM142 101V100H141ZM154 101H156V100H154ZM193 101V100H192ZM6 102H7V100H6ZM5 102V103H6ZM102 102H103V100H102ZM144 102V101H143ZM153 102V101H152ZM157 102V101H156ZM162 102V101H161ZM235 102V103H234ZM242 102H243V100H242ZM15 103V104H16ZM23 103H25V104H23ZM38 103V104H37ZM74 103V102H73ZM82 103V102H81ZM131 103V102H130ZM127 104V105H124V109H117L116 108V106H115V108H113L114 110H113V113L115 114L114 115V117L113 118H115V116H116V114L117 115H119V112L121 111V110H123V112H125V110L126 111H128V112H132V113H138L139 115L142 113L141 111H142V108L144 107H142V108H140L139 106H135V105H132V104ZM140 103V102H139ZM186 103H187V100H186ZM0 104H2V103H0ZM6 104H8V102L6 103ZM79 104V103H78ZM96 104H98V103H96ZM104 104V103H103ZM109 104V103H108ZM113 104V103H112ZM120 104V103H119ZM188 104V103H187ZM90 105V104H89ZM145 105V104H144ZM195 105V104H194ZM193 105V106H194ZM243 105H244V103H243ZM42 106V107H43ZM73 106V105H72ZM162 106V105H161ZM165 106H167V105H165ZM7 107V106H6ZM22 107V106H21ZM59 107V108H58ZM99 107H101V105L99 106ZM120 107V106H119ZM168 107V109H170ZM12 108V107H11ZM23 108V107H22ZM59 110H58V109ZM70 108V107H69ZM72 108V107H71ZM75 108V107H74ZM105 107H103L102 108V110L104 109ZM147 108H149V107H147ZM0 109H2L1 107H0ZM5 109H8V108H5ZM88 109H90L91 110V106L88 108V105L87 104H84L83 105V113L84 112H86V111H88ZM163 109V108H162ZM190 109V108H189ZM252 108H250V110H251ZM4 110V109H3ZM16 110H17V108H16ZM20 110V109H19ZM61 110V111H60ZM71 110V109H70ZM79 110V109H78ZM90 110H89V112H90ZM6 111V110H5ZM8 111V110H7ZM6 111V112H7ZM75 111V110H74ZM156 111H158V108H157V110H155V111H153V114H152V116L148 119L149 120V122H148V125H151V124H153L155 121L158 123V125L160 126V129H161V131H162V134H164L163 133V130H165V127L166 126H164L163 124L164 123H162V122H164L163 121V119H160V117L159 116H161L160 114H158V112L160 111H158V112H156ZM10 114H9V117L8 118H10V117H13V116H15L13 113H11L10 111H8ZM26 112V111H25ZM88 112V113H89ZM94 115L96 114V116L98 117V118H100V115L102 114L99 110H97L96 108H95V110H93V111H91ZM90 112V113H91ZM152 112V111H151ZM15 113H16V111H15ZM36 113V112H35ZM79 113V112H78ZM126 113V112H125ZM172 113V112H171ZM137 114V115H138ZM162 114V113H161ZM194 114V113H193ZM199 114V115H200ZM5 115H7V114H5V112H4V115L3 116H5ZM13 115V116H12ZM17 115V114H16ZM45 115V114H44ZM75 115H77V114H75ZM81 115V114H80ZM90 115V114H89ZM134 115V114H133ZM132 115V116H133ZM142 115V114H141ZM140 115V116H141ZM145 115V114H144ZM253 115V116H252ZM2 116V118H4ZM31 116V115H30ZM35 116H36V114H35ZM56 116H57V118H56ZM107 116H108V114H107ZM120 116V115H119ZM118 116V117H119ZM125 116V115H124ZM127 116V115H126ZM163 116V115H162ZM161 116V117H162ZM166 116V115H165ZM196 116H198V113H197V115ZM17 117V116H16ZM24 117V116H23ZM81 117H82V115H81ZM80 117V118H81ZM88 117V116H87ZM103 117V116H102ZM121 117H123V116H121ZM135 117L136 116H134V120H135ZM146 117V116H145ZM204 117V116H203ZM14 118V117H13ZM13 118H11V119H9V122L8 123H10V122H14L13 124H16V120H15V118L13 119ZM18 118V117H17ZM31 118V117H30ZM76 118V117H75ZM88 118H90V117H88ZM117 118V117H116ZM115 118V119H116ZM128 118V122L125 124V125H127L129 128L128 129H130L131 131L130 132H132V129H133V132H135L134 131V127L132 126V124L133 123H131V122H129L130 120V116H128L127 117ZM126 118V119H127ZM139 118V117H138ZM174 118V117H173ZM198 118V117H197ZM19 119H21V117L19 118ZM52 119V118H51ZM147 119V118H146ZM167 118H165V120H166ZM196 119V118H195ZM11 120V121H10ZM18 120V119H17ZM47 120V119H46ZM86 120V119H85ZM95 120V119H94ZM99 120V119H98ZM107 120H108V117H107ZM122 120V119H121ZM140 120H141V118H140ZM210 120V119H209ZM3 121H6V120H3ZM2 121V122H3ZM7 121H8V119H7ZM7 121L5 122V123H7ZM53 121V120H52ZM69 121H71V122H69ZM109 121V120H108ZM110 121H111V119H110ZM117 121V120H116ZM136 121H137V119H136ZM146 121V120H145ZM175 121V122H176ZM203 121H204V119H203ZM205 121H206V119H205ZM18 122V121H17ZM34 122V121H33ZM32 122V123H33ZM46 122H48V121H46ZM46 122H45V125H47L46 124ZM98 122L99 121H97L96 122V124L98 125ZM101 122V121H100ZM103 122L104 121H102V124H103ZM139 122V121H138ZM141 122V121H140ZM166 122V121H165ZM4 123V122H3ZM31 123V124H32ZM77 123V122H76ZM82 123V122H81ZM90 123V122H89ZM20 126V129L22 128H24L23 130H25L26 131V125L24 124V126L25 127H22L23 126V122H22V125H21V121L18 123ZM105 124V123H104ZM107 124V123H106ZM139 124V123H138ZM202 124V123H201ZM3 125H5V124H3ZM9 125V124H8ZM89 125V124H88ZM147 125V124H146ZM155 125V124H154ZM33 126V125H32ZM35 126V125H34ZM43 126V127H42ZM49 126V125H48ZM107 127H108V124L106 125ZM139 126V125H138ZM137 126V127H138ZM140 126H141V124H140ZM167 126H168V124H167ZM198 126V127H197ZM209 126V125H208ZM1 127V126H0ZM4 128H6L7 127V124H6V127L5 126H3ZM11 127V126H10ZM14 128L16 127L15 125L13 126ZM36 127V126H35ZM83 127V126H82ZM89 127V126H88ZM110 127V126H109ZM148 127V126H147ZM155 128H156V126H154ZM197 127V128H196ZM214 127V126H213ZM213 127H211V128H213ZM13 128V129H14ZM34 127H32V129H33ZM90 128V127H89ZM99 128H100V126H99ZM139 128V127H138ZM159 128V127H158ZM168 128V127H167ZM174 128V127H173ZM187 128H185L186 130H187ZM200 128H202V127H200ZM210 128V130H212ZM1 129V128H0ZM3 129V128H2ZM1 129V131L3 132L4 130H2ZM7 129H8V131L10 130L8 127H7ZM17 129H18V125H17ZM22 129H21V131H22ZM64 129V128H63ZM62 129V130H63ZM98 129V128H97ZM124 129V128H123ZM152 129V128H151ZM184 129V130H185ZM205 129H207V128H205ZM231 129V130H232ZM248 129L250 130L249 132H248ZM28 130V129H27ZM65 130V129H64ZM68 130V129H67ZM84 130V129H83ZM95 130V129H94ZM99 131H100V129H98ZM98 130H96L95 131V133L97 132V133H99V131ZM108 130V129H107ZM127 130V129H126ZM140 130H141V128H140ZM144 130V129H143ZM219 130H220V128H219ZM239 130V129H238ZM6 131V130H5ZM5 131L3 132V133H5ZM10 131H12V130H10ZM25 131H23V132H25ZM29 131V130H28ZM31 131L29 132L30 134H31V137H32V133H31ZM119 131V130H118ZM148 131V130H147ZM153 131V130H152ZM208 131H209V129H208ZM207 131V132H208ZM213 131V130H212ZM211 131V132H212ZM17 133L16 132V128H15V130L14 131H12V133L14 134V138H13V136H11L10 134L8 135V137L9 136H11L13 139H16L17 138V140L19 139V137H16L15 136V133ZM57 132V131H56ZM93 132V131H92ZM142 132V131H141ZM140 132V133H141ZM197 132H200V131H197ZM205 132H206V130H205ZM211 132L209 131L208 132V135L209 134H211ZM1 133V132H0ZM9 133V132H8ZM29 133L27 134V132L25 133V135L27 134V135H29ZM72 133V132H71ZM78 133H79V131H78ZM103 133V132H102ZM138 133V132H137ZM146 133H149V132H146ZM189 133H191V132H188V135H189ZM243 133V134H244ZM23 134V133H22ZM68 134H69V132H68ZM82 134V133H81ZM90 134V133H89ZM100 134H101V132H100ZM128 134H130V133H127V135ZM150 134H152V133H150ZM155 134V133H154ZM160 134V133H159ZM201 134V133H200ZM207 134V133H206ZM5 135H6V133H5ZM34 135V134H33ZM60 135V134H59ZM80 135V134H79ZM91 135V134H90ZM99 135V134H98ZM97 134H95L94 135V137L96 138V136H98ZM124 135V134H123ZM132 135H134L133 133H132ZM156 135V134H155ZM154 135V136H155ZM178 135V134H177ZM187 135V134H186ZM196 135V134H195ZM205 135V134H204ZM203 135V136H204ZM1 136H2V134H1ZM0 136V137H1ZM19 136V135H18ZM24 136V135H23ZM34 136V137H35ZM78 136V135H77ZM103 136V135H102ZM105 136H107V135H105ZM116 136V135H115ZM126 136V135H125ZM130 136H131V134H130ZM135 136V135H134ZM140 136H141V134H140ZM140 136H139V138H140ZM148 136V135H147ZM151 136V135H150ZM169 136V135H168ZM199 136V135H198ZM3 137V136H2ZM5 137V136H4ZM7 137V138H8ZM28 137V136H27ZM34 137H32V139H31V141L33 140V138ZM62 137V136H61ZM90 137V136H89ZM104 137V136H103ZM111 137V136H110ZM165 137V136H164ZM175 137V136H174ZM191 137V136H190ZM231 137V136H230ZM24 138V137H23ZM22 137L20 138V139H23ZM44 138H45V140H44ZM79 138V137H78ZM98 138V137H97ZM106 138V137H105ZM109 138V137H108ZM135 138V137H134ZM142 138V137H141ZM150 138V140H149V143H150V141L151 140H154V139H152L153 138V136H151V137H149ZM196 138V137H195ZM208 138V137H207ZM221 138H223V137H221ZM5 139V142H10V147H11V142H12V140H11V138L10 139H8V140H6V138H3V139H1V141H0V144L2 145V143L1 142H3V140ZM19 139V140H20ZM25 139V138H24ZM29 139V138H28ZM54 139H56V140H54ZM65 139H67L66 137H65ZM75 139H76V136H75ZM74 139V137L72 138V141L74 140V141H76ZM80 139V138H79ZM90 139H92V137L90 138ZM104 139V138H103ZM102 139V140H103ZM118 139V138H117ZM156 139H157V136H156ZM212 139V138H211ZM214 139V138H213ZM240 139V138H239ZM17 140L15 141V142H17ZM26 140V139H25ZM24 140V141H25ZM39 140H36L35 141V143L37 142V143H39V145L41 146V145H44L43 143H41V141H39ZM78 140V139H77ZM101 140V141H102ZM122 140V139H121ZM121 140H120V142H121ZM130 140V139H129ZM144 140V139H143ZM142 140V144H144L143 141ZM192 140V139H191ZM206 140V139H205ZM241 140H243V139H241ZM29 141V143H26V142H28ZM28 141H25V142H23V143H21V144H23L24 146L22 147V149L19 151L20 152V155L21 154H26V155H31V156H33L34 157V155L32 154L33 153V148L31 147L32 145H35V143L32 141V143H34V144H32L31 142H30V139L28 140ZM39 141V142H38ZM61 141H63V142H60V144L62 145H59L58 147H59V149L57 148L56 150L58 151H60L59 153V155H57L58 154V152L57 151H55L54 153L56 154V156H58V157H60V159H61V157L63 158L65 155L67 156V158H68V155L73 151L72 150V147H71V150H68V147L70 146V143L68 144V143H66L67 141L66 140H61ZM82 141V140H81ZM111 141V140H110ZM124 141V140H123ZM131 141V140H130ZM146 141V143H147V140H145ZM180 141V140H179ZM189 141V140H188ZM15 142L13 141V143L15 144ZM20 142H22V140L20 141ZM69 142H70V140H69ZM77 142V141H76ZM83 142V141H82ZM113 142V141H112ZM111 142V143H112ZM116 142H118V141H116ZM135 142V141H134ZM136 142H138V141H136ZM140 142V141H139ZM168 142V141H167ZM171 142V141H170ZM178 142V141H177ZM185 141H183V143H184ZM223 142V141H222ZM8 143H6V144H8ZM12 143V144H13ZM24 143H26V144H30V148H31V150L29 149V147H28V145H26V144H24ZM63 143V144H62ZM85 143V142H84ZM124 143V142H123ZM141 143V142H140ZM139 143V145H141ZM182 143V142H181ZM182 143V144H183ZM186 143V142H185ZM203 143V142H202ZM13 144V145H14ZM17 144V146H19L20 147V144L18 145V142L16 143ZM15 144V145H16ZM102 144V143H101ZM105 144V143H104ZM151 144V143H150ZM153 144H155V142L153 143ZM153 144H152V146H153ZM161 144H162V142H161ZM167 144V143H166ZM168 144H170V147L168 148V147H166V149H164V150H166L167 152H168V149L170 150H172V152L174 153V155H175V147L173 146V147H171V143H168ZM173 144V143H172ZM178 144H179V142H178ZM207 144V143H206ZM209 144V143H208ZM243 144V143H242ZM255 144V145H254ZM28 147H26V146ZM37 145V144H36ZM36 145H35V147H36ZM75 145V144H74ZM78 145V144H77ZM86 145V144H85ZM97 145H99L98 143H97ZM106 145V144H105ZM104 145V146H105ZM108 145H110V144H108ZM114 145H115V143H114ZM114 145H112V146H114ZM132 145H133V141H132ZM137 145V144H136ZM210 145V144H209ZM236 145L237 144H235V147H236ZM240 145V144H239ZM5 146V147H4ZM17 146H15V147H17ZM94 146H96V145H94ZM118 145L116 144V149L118 148L117 147ZM141 146H143V145H141ZM149 146H151V145H149ZM157 146V145H156ZM156 146L154 147L153 146V148L152 149H156ZM187 146V145H186ZM1 147V149L4 147V149H6L7 150V152L4 150V152H6V153H3L4 155H6V154H8V151H10L9 149H10V147H9V149H7L8 148V145L6 146V145H2V146H0ZM7 147V148H6ZM15 147L13 146V147H11V148H13V150L15 149ZM19 147H17L18 148V150H19ZM24 147L25 148H27V149H29L28 150V154L27 153H23V152H25L24 151ZM34 147V148H35ZM37 147H38V145H37ZM46 147V146H45ZM81 147V146H80ZM84 148H85V146H83ZM100 147V146H99ZM131 147L133 148L134 146H131L130 144H126V145H123V148H122V150H123V152L121 153V152H119V153H121V154H119L117 151V153H118V156L119 155H123L124 154V152H125V154H129V153H132V152H130V151H132V150H130L131 149ZM137 147H139L138 145H137ZM179 147V146H178ZM209 147V146H208ZM228 147V146H227ZM237 147H238V145H237ZM235 148V149H239V148ZM40 148H42V152H39V154H36V153H38V152H36L35 153V155L37 156V155H41L40 157H41V160H44V156L42 157V155L44 154L45 155V153H43V150H44V152H45V149H44V146L42 147H40ZM104 148V147H103ZM135 148V147H134ZM142 148V147H141ZM144 148V147H143ZM193 148H195V149H193ZM38 149V148H37ZM46 149L48 150V147H46ZM69 149H70V147H69ZM75 149V148H74ZM106 149H108V148H106ZM105 149V150H106ZM118 149H120V147L118 148ZM138 149V148H137ZM210 149V148H209ZM50 150L52 151V150H54V149H51L50 148ZM50 150H48V151H50ZM81 150V149H80ZM103 150V149H102ZM112 150V149H111ZM139 150V149H138ZM138 150H137V155H138ZM170 150V151H171ZM41 151V150H40ZM75 151V150H74ZM109 151H110V149H109ZM136 151V150H135ZM140 151V150H139ZM142 151V150H141ZM145 151H146V147H145ZM182 151V150H181ZM207 151V150H206ZM209 151V150H208ZM1 152H2V150H1ZM27 152V151H26ZM35 152V151H34ZM89 152H87L86 154H85V151H84V154H85V156H83V157H86V155L87 154H89ZM108 152V151H107ZM150 153L151 155L153 154L152 152H156V150H154V151H149V150H147V153ZM172 152H171V154H172ZM222 152V151H221ZM17 153V152H16ZM43 153V154H42ZM48 153V152H47ZM109 153H111V152H109ZM143 153H145V152H143ZM148 153V154H149ZM205 155H204V154ZM217 153V152H216ZM10 154H11V151H10ZM19 154V153H18ZM84 154H82V155H84ZM102 154H104V153H102ZM107 154V153H106ZM139 154H140V152H139ZM146 154V153H145ZM247 155V157H248V161L247 160H244V155ZM28 155V156H29ZM79 155H81V153H79ZM79 155L77 156V154H76V156L77 157H79ZM109 155V154H108ZM131 155V154H130ZM158 155V154H157ZM180 155V154H179ZM210 155V154H209ZM9 155H7V156H5L6 158L8 157ZM14 156H15V154H14ZM38 156V157H39ZM48 156V155H47ZM126 156V155H125ZM141 156V155H140ZM149 157H150V155H148ZM178 156V155H177ZM0 157H2V155L0 156ZM11 157H13V155L12 156H10V158ZM16 157V156H15ZM23 157V156H22ZM27 157V156H26ZM26 157L24 158V159H26ZM30 157V156H29ZM29 158L30 159V161L29 162H31V159L33 160L34 158ZM49 157V156H48ZM120 157H122V156H119L118 157V159H121ZM127 157V156H126ZM126 157H124V155H123V160H126V161H128L127 159H126ZM130 156H128V158H129ZM142 157V156H141ZM153 157V156H152ZM162 157H163V155H162ZM209 157H211V156H209ZM37 158V157H36ZM35 158V161L36 162H38V163H36L34 160H33V162L32 163H34L35 162V164H32V163H30L29 165H27L28 163H27V161L25 162V163H27L26 165L27 166H25V167H28V166H30V167H28L29 168V170L32 172V173H34L35 175H37V176H41V179H44V182H45V180H46V178H48V177H50V175H52V174H55L56 173V175H57V168H56V172L55 173H52V172H50L48 169H43V167H41V164L43 165L44 164V162L43 163H41L40 164V162H39V159L37 158L36 159ZM66 158V157H65ZM65 158H63L64 160H65ZM132 158V157H131ZM136 158V157H135ZM3 159V158H2ZM0 160V161H3V160ZM14 159H16V158H13V161H14ZM18 159V158H17ZM82 158H80V160H81ZM94 161H93V160ZM107 159V161H108V163L110 164V166H111V168H106V166H108V164L105 162V160ZM134 159V158H133ZM132 159V160H133ZM163 159H164V157H163ZM208 159V158H207ZM214 159V158H213ZM227 159H226V161H227ZM6 160H8V158L6 159ZM12 160V159H11ZM19 160H22V159H19ZM49 160V159H48ZM58 160V159H57ZM64 160H61V162L59 163V164H61L62 162L63 163H67V162H64ZM98 160V161H97ZM111 160V161H110ZM143 160V159H142ZM206 160V161H205ZM209 161L211 160L210 158L208 159ZM216 160H218V158L216 159ZM223 160V159H222ZM221 160V161H222ZM5 161V160H4ZM67 161V160H66ZM82 161V160H81ZM97 162L98 163V166L100 167V169H99V167H98V170H101L102 171V169H105L106 170V175H102L100 172H98V171H94V165L96 164V163H93V162ZM103 161V162H102ZM137 161V160H136ZM158 161H159V159H158ZM169 161V160H168ZM219 161H220V159H219ZM218 161V162H219ZM246 161V162H245ZM11 162V161H10ZM16 162H19L18 160H16ZM21 162V161H20ZM72 162V161H71ZM102 162V164L104 165V168H102L101 167V165H100V163ZM124 163V164H121V163ZM133 162H135V161H133ZM146 162V161H145ZM155 162H156V160H155ZM160 162H162V160L160 161ZM175 162V161H174ZM4 163V162H3ZM14 163H15V161H14ZM23 163V162H22ZM47 163V162H46ZM62 163V164H63ZM73 163V164H74ZM129 163H132V162H129ZM163 163V162H162ZM216 163H217V161H216ZM220 163V162H219ZM223 163V162H222ZM5 164V163H4ZM8 164V163H7ZM6 164V165H7ZM21 164V163H20ZM68 164V163H67ZM70 164V163H69ZM68 164V165H69ZM72 164V163H71ZM94 164V165H93ZM105 164H106V166H105ZM137 164V163H136ZM144 164V163H143ZM155 164V163H154ZM161 164V163H160ZM165 164V163H164ZM179 164V163H178ZM209 164H211L210 162H209ZM23 165V164H22ZM21 165V166H22ZM56 165V164H55ZM157 165V164H156ZM9 166H10V164H9ZM17 166H18V164H17ZM46 166V165H45ZM49 166V165H48ZM56 166H58V165H56ZM61 166V165H60ZM132 166H134V165H132ZM131 166V167H132ZM137 166V165H136ZM167 166V165H166ZM170 166V165H169ZM209 166V165H208ZM5 167V166H4ZM11 167V166H10ZM13 167H14V165H13ZM12 167V168H13ZM50 167V166H49ZM75 167V168H76ZM124 166H123V168H125ZM168 167V166H167ZM175 167H176V165H175ZM211 167V166H210ZM2 168L3 167H1V169H0V171L2 170ZM6 168H8V167H6ZM15 168H17L18 169V167H16L15 166ZM15 168H14V170H15ZM19 168H20V166H19ZM52 168V167H51ZM60 168V167H59ZM74 167L72 168L73 170L75 169ZM76 168V169H77ZM81 168V169H80ZM125 168V169H126ZM130 168V167H129ZM144 168V167H143ZM174 168V167H173ZM55 169V168H54ZM65 170L67 169V168H64ZM70 169H71V166H70ZM75 169V170H76ZM108 169V170H107ZM133 167H132V171H133ZM137 169V168H136ZM156 169V168H155ZM169 169V167L167 168V170ZM254 170L253 172H254V174H253V172H251V171H249L248 172V170ZM3 170H5L6 171V169L4 168ZM19 170V169H18ZM24 170V169H23ZM22 170V171H23ZM26 170V169H25ZM24 170V172H26ZM47 170V171H46ZM50 170H52V169H50ZM65 170H63V171H65ZM69 170V169H68ZM154 170V169H153ZM164 170H166V169H164ZM163 170V171H164ZM174 170V169H173ZM4 171V172H5ZM13 170H11V172H12ZM21 171V173H24V172H22ZM104 171V170H103ZM126 171V170H125ZM136 171V170H135ZM3 171H2V175H3V173H4ZM14 172H16V171H14ZM14 172L11 174L12 176H15V174H14ZM47 172H50V175H48L49 173H47ZM59 172V174L60 175H62L63 176V174L62 173H65V172H62L61 171V169H60V171H58ZM62 172V173H61ZM159 172V171H158ZM174 172H175V170H174ZM1 173V172H0ZM82 173H84V175H82ZM190 173H192L193 174V177H195L194 179H195V182H197V183H199V184H196V185H198L197 187H196V185L194 186V183H193V181H192V178H191V175L189 176V174ZM5 174V177L7 178V176H10V175H8V174H10V173H7V172H5L4 173ZM7 174V175H6ZM14 174V175H13ZM59 174H58V176H59ZM177 174V173H176ZM253 174V175H252ZM1 175V174H0ZM17 175V174H16ZM27 175H29L30 176V174L28 173ZM33 175V174H32ZM34 175V176H35ZM4 176V175H3ZM2 176V177H3ZM12 176H11V178H12ZM47 176V177H46ZM65 177H66V175H64ZM74 176V178L75 179H73L72 177ZM101 176H103V177H101ZM39 177H38V180H40L41 181V179H39ZM61 177V176H60ZM177 177V176H176ZM8 178H10V177H8ZM8 178H7V180H8ZM15 177H13V179H14ZM33 178H35L36 180H37V177L35 176V177H33ZM51 179V180H50ZM56 179V178H55ZM58 179V180H59ZM77 179V180H78ZM259 179V180H260ZM6 180V181H7ZM15 180H16V178H15ZM18 180V179H17ZM57 180V179H56ZM57 180V181H58ZM170 180H171V182H170ZM4 182V184L6 183L7 184V182ZM10 181V180H9ZM81 181V182H80ZM83 181V182H82ZM168 181L170 182L169 184L171 185L172 184V186L174 187V188H176L175 189V192L174 193H176L177 195H174V197L173 196H171L170 195V197H171V199H172V197H173V200H172V203H175L176 202V200L178 201V199L177 198H179L180 199V197H184L185 199L186 198H189V199H186V200H188L189 201V204H191V206L192 207H190V205H189V210H188V212H184V215H183V212L182 211H180V213H178V214H180L181 215V217H179L176 221H173V222H170L171 221V218L168 216V214L166 213V211H164L165 210V208L166 207H163V204L161 203V202H163V200H162V192H164L165 194H167V192H168V194L170 193V194H174V193H171V192H169V190L168 189H164V188H162L161 189V186L162 187H165V185H167V183H168ZM17 182V181H16ZM42 182V181H41ZM40 182V183H41ZM44 182H43V185H45L48 181H46L45 182V184H44ZM77 182V181H76ZM167 182V183H166ZM34 183H36V184H34ZM49 183V182H48ZM49 183V184H50ZM8 184L10 185V182H8ZM70 184H69V186H70ZM78 184V183H77ZM118 184V185H117ZM8 185V186H9ZM47 186H49L48 184H46ZM45 185V186H46ZM66 185V184H65ZM64 185V186H65ZM164 185V186H163ZM3 186V185H2ZM6 186V185H5ZM11 186V185H10ZM52 186V185H51ZM50 186V187H51ZM60 186V187H59ZM70 186V187H71ZM82 186V187H83ZM120 186V185H119ZM49 187V188H50ZM113 187H115V186H113ZM2 188H4V187H2ZM8 188V187H7ZM52 188V187H51ZM51 188H50V190H51ZM52 188V189H53ZM61 188H63V187H61ZM60 188V189H61ZM67 188L68 187H66V189L65 188H63L64 190H67ZM72 188V187H71ZM70 188V189H71ZM106 188V189H105ZM172 188V187H171ZM198 188H199V190H200V188H202L201 190H200V192L198 191V192H196V190H198ZM37 189H39L41 192L42 191H44L43 193H41L39 190V192H37ZM79 189V188H78ZM1 190V189H0ZM3 190V189H2ZM5 190V189H4ZM3 190V191H4ZM49 190V189H48ZM64 190H62V191H64ZM69 190V189H68ZM67 190V191H68ZM73 190H75V189H73ZM80 190V189H79ZM79 190H76L75 191V193H77L78 194V192L77 191H79ZM118 191H119V189H117ZM121 190V189H120ZM172 190V189H171ZM3 191H0V192H2V193H4ZM61 191V190H60ZM127 191V190H126ZM156 191H159L158 193H156ZM160 191H162V192H160ZM187 191H189V192H187ZM194 191V192H193ZM49 192V191H48ZM190 192H193L194 193V195L196 194V197H199V199L200 200H202V201H205V202H207L206 204H205V206L203 205V208H205V211H207V213L209 214V215H211V217H212V219H209V218H207L206 220H205V216H206V214H205V216H204V219H202V220H205V222H203V223H205V224H208V223H206L207 221H210V220H212L211 221V223L210 224H208V226L210 225H213V226H215L214 228H211L212 230H205L206 229V227H204L205 229H201L200 227H198L196 224H197V220L198 219H200L199 218V216H198V214L197 213H195L196 212V210H194V208L195 207H197V203H199L200 201H198L199 199H195V197H194V195H192V197L190 196V195H188L187 193H190ZM2 193H0V194H2ZM24 193H26L27 195L25 196L24 195ZM70 193V192H69ZM74 193V192H73ZM100 194L98 197H100L101 199H97V197L95 196L96 194ZM122 193H123V191H122ZM124 193H125V191H124ZM163 193V194H164ZM259 193V194H258ZM9 194H7V195H9ZM45 194V193H44ZM46 194H47V191H46ZM66 194V193H65ZM72 194V193H71ZM71 194H69L70 196H71ZM164 194V195H165ZM49 195V194H48ZM52 195V196H51ZM67 195H68V192H67ZM67 195H65V196H67ZM68 195V196H69ZM238 197V199H239V202L237 201V200H234V202L233 201H231V203H229V206H228V211H225V207L222 205V203H227L228 201H230L229 199L231 198H235L236 196ZM240 195L242 196V197H240ZM259 195H260V201H259ZM62 197L61 199V201H60V197ZM64 196V195H63ZM168 196V195H167ZM258 196V197H257ZM47 197V196H46ZM76 197H78L77 195H76ZM83 196H81V198H82ZM169 197V196H168ZM6 198V195L4 196V194H2V195H0V205L1 204H4V199ZM34 198H35V200H34ZM57 198H58V200H59V202H61L62 204H60L59 202H58V200H57ZM79 200L81 199L80 198V194H79ZM93 198H95V199H93ZM184 198H183V200H184ZM42 199V198H41ZM40 199V200H41ZM43 199H45V196H44V198ZM55 200V201H54ZM57 200V201H56ZM74 200H73V202H74ZM82 200V199H81ZM98 200V201H97ZM144 200H147L148 202V208H149V211H148V209H147V211H145L146 210V208H145V210L143 211L142 209H143V207H142V205H140V204H143V201ZM166 200V199H165ZM29 201H31L30 203H29ZM37 201V200H36ZM38 201H39V199H38ZM84 201V200H83ZM126 201H128L127 200V197H126ZM128 201V202H129ZM142 201V202H141ZM185 201V200H184ZM187 201V202H188ZM241 201V202H240ZM79 203H77L76 204V206L78 205V204H80V202L81 201H78ZM85 202V201H84ZM84 202L82 203V204H80V206H81V208H82V205L84 206ZM165 202V201H164ZM167 202V201H166ZM196 202V203H195ZM75 203V202H74ZM89 203H87V204H89ZM122 203H124L125 204V199H124V201H122ZM179 203H180V201H179ZM182 203V202H181ZM180 203V204H181ZM185 203V202H184ZM183 203V204H184ZM241 203H243V204H241ZM39 204H38V206H39ZM85 204H86V202H85ZM99 204V205H98ZM168 204V206H170L169 205V203H167ZM201 204H203V202H201L198 206H202ZM64 205V206H63ZM73 205V204H72ZM131 205H132V203H131ZM147 205V204H146ZM145 205V206H146ZM177 205V203L176 204H173L172 206H176ZM5 206V205H4ZM79 206V205H78ZM120 206H122V205H120ZM124 206V205H123ZM122 206V207H123ZM128 206H130V202L128 203ZM165 206V205H164ZM63 207H65L66 209H64ZM132 206H130V208H131ZM0 208H2L1 206H0ZM36 208H37V206H36ZM39 208V207H38ZM123 208H126L125 206L123 207ZM122 208V209H123ZM129 208V207H128ZM152 208V209H151ZM185 208V207H184ZM199 208V207H198ZM198 208H195V209H198ZM11 209V208H10ZM9 209V210H10ZM85 209L86 210H88L87 209V207L85 206ZM85 209L84 208H82V211H85ZM127 209V208H126ZM167 209V208H166ZM180 209H182V208H180ZM2 210H7V209H2ZM94 210V209H93ZM106 210V209H105ZM109 210H110V208H109ZM124 210V209H123ZM122 210V211H123ZM175 210V209H174ZM185 210V209H184ZM15 212H16V210H14ZM26 211V212H25ZM89 211H91L92 212V209L90 208L89 209ZM119 211V210H118ZM121 211V212H122ZM128 211V210H127ZM134 211V210H133ZM134 211V212H135ZM189 211H190V213H189ZM200 212H202L201 210H199ZM3 212V211H2ZM12 212V211H11ZM131 212V211H130ZM130 212H129V214H130ZM17 213V212H16ZM40 213V214H41ZM86 213V212H85ZM132 213V212H131ZM15 214V213H14ZM87 214H88V212H87ZM86 214V215H87ZM186 214V215H185ZM199 214H201V213H199ZM52 215V214H51ZM80 215H82V214H80ZM85 215V216H86ZM88 215H90V213L88 214ZM133 215L134 216H136V214H134L133 213ZM5 216V215H4ZM13 218H15V216H13V215H11ZM16 216H18L17 214H16ZM83 216V215H82ZM121 218H120V217ZM133 216V217H134ZM258 217L257 218V222H255L254 221V218L256 219V217ZM208 217V216H207ZM254 217V218H253ZM6 217H4L3 219H5ZM54 218V219H55ZM88 218V219H87ZM130 218V217H129ZM139 218H141V217H139ZM250 218H253V219H251L253 222V224H251V221H250V226H249V224H247L248 225V227L246 226V225H244V224H242L241 225V223L240 224H238L242 219L244 220H248V219H250ZM53 219V218H52ZM52 219H50L51 221L50 222H52ZM66 219V220H65ZM68 219V220H67ZM126 219V220H125ZM174 219V218H173ZM6 220V219H5ZM57 220V219H56ZM175 220V219H174ZM58 221V220H57ZM249 221V220H248ZM9 222V221H8ZM62 223V222H61ZM136 223V224H137ZM249 223V222H248ZM156 224H161L162 226H159V230H161L163 233H159L160 234V237L162 236V235H166L167 236V238L169 239V238H171V237H174L173 239H174V241L176 242H171V243H168V241L170 240H168V241H165L164 240V238H165V236H164V238H163V240L165 241V242H161L160 240L158 241V240H156V242H157V244H154L152 241H150V243H149V241H147V239H145V236H144V232L143 231H145V230H143V229H146L147 227H148V225H150V226H155V230H156V228H157V226H156ZM204 224V225H205ZM6 225H8V224H6ZM199 225V224H198ZM240 225V226H239ZM138 226V225H137ZM181 226H183L184 228H182V229H184V231H185V233H181V234H179L181 231V229H180V227ZM197 226V227H196ZM207 226V227H208ZM127 227V228H126ZM149 228V227H148ZM170 228H171V231H170ZM210 228V227H209ZM208 228V229H209ZM57 230V229H56ZM78 230V231H77ZM65 231H67L66 233H65ZM70 231V233H68ZM158 231V230H157ZM156 232V231H155ZM183 232V231H182ZM68 233V234H67ZM147 234V233H146ZM145 234V235H146ZM150 234V233H149ZM148 234V235H149ZM152 234H154L153 232H152ZM152 234H150V235H152ZM65 235L67 236V237H65ZM156 236L158 235L157 233L155 234ZM154 235V236H155ZM147 236V235H146ZM153 236V237H154ZM194 238H193V237ZM152 237V238H153ZM159 237V238H160ZM193 238L194 240H196V241H188V240H186L185 238ZM67 238V239H66ZM162 238V237H161ZM166 238V239H167ZM151 239V238H150ZM154 239H156V238H153L152 240H154ZM182 239H185V240H182ZM70 241V242H71ZM74 242H73V245H71V247L73 248L74 247ZM65 243V244H64ZM152 243H153V245H152ZM198 243V244H197ZM72 244V243H71ZM107 244V248L106 249H104V245H106ZM70 245V244H69ZM69 245H68V248H69ZM76 246H77V244H75ZM193 245V246H192ZM97 247V248H95V249H93V247ZM157 246V247H156ZM90 247H92V248H90ZM213 247V248H212ZM67 248V247H66ZM68 248H67V250H68ZM80 248H81V246H80ZM56 249H59V250H56ZM71 249V248H70ZM77 249V248H76ZM76 249H75V251H76ZM90 249H93V250H90ZM186 249H188V248H186ZM201 249H202V247H201ZM200 249V250H201ZM57 252H56V251ZM80 250V249H79ZM82 250H83V248H82ZM183 250V249H182ZM194 250H195V247H194ZM193 250V251H194ZM203 250V249H202ZM60 251H62V252H64V253H61ZM72 251H74V250H71V252ZM98 251V252H97ZM181 251V250H180ZM56 252V253H55ZM184 252V251H183ZM79 253H80V251H79ZM177 253H178V255H177ZM180 253V254H179ZM197 253H199V251H197ZM197 253H196V255H197ZM202 253V252H201ZM75 254V253H74ZM107 254V255H106ZM145 254V253H144ZM158 254V255H157ZM185 254H189V253H182V255H184L185 256ZM192 254V253H191ZM205 254V253H204ZM58 257H57V256ZM76 263L75 264H77V260H81L83 257H80L79 256V254L78 253H76ZM108 255V256H109ZM150 255H152V256H150ZM155 255V256H154ZM159 255V256H160ZM195 255V254H194ZM193 255V256H194ZM206 255V254H205ZM56 256V257H55ZM69 256H70V258H71V256L73 257L72 259H70L69 258ZM80 258H79V257ZM82 256V255H81ZM162 256V257H163ZM174 256H175V258H174ZM181 256V255H180ZM201 256V255H200ZM204 256V255H203ZM142 257H145L144 255L142 256ZM187 257H189V255L187 256ZM194 257H196V256H194ZM209 257V256H208ZM160 258V257H159ZM159 258H157V259H159ZM186 258V257H185ZM196 258H199V256L198 257H196ZM201 258V257H200ZM85 259V258H84ZM88 259V258H87ZM143 259H145V258H143ZM143 259H141V260H143ZM149 259V258H148ZM149 259V260H150ZM163 260H164V257L162 258ZM203 259H204V257H203ZM206 259H207V257H206ZM209 259V258H208ZM207 259V260H208ZM211 259V258H210ZM74 260V261H75ZM79 260V261H80ZM83 260V259H82ZM139 260H140V258H139ZM154 260L155 259H153V263H154ZM172 260V259H171ZM213 260V259H212ZM84 261V260H83ZM87 261V260H86ZM156 261V260H155ZM204 261H206V260H203L202 262H204ZM209 261V260H208ZM89 262V261H88ZM144 262V261H143ZM143 262H142V264H143ZM146 262V261H145ZM150 262V261H149ZM159 262V261H158ZM163 262V261H162ZM161 262V263H162ZM165 262H167V261H165ZM185 262H191L190 260L189 261H185ZM195 262H196V260H195ZM201 262V261H200ZM201 262V263H202ZM81 263V262H80ZM80 263H78V264H80ZM140 263H141V261H140ZM156 263V262H155ZM154 263V264H155ZM171 263V262H170ZM198 263V262H197ZM196 263V264H197ZM81 264H83V263H81ZM86 264H87V262H86ZM89 264V263H88ZM145 264V263H144ZM159 264H160V262H159ZM165 264V263H164ZM191 264V263H190ZM204 264H206V262L204 263ZM208 264V263H207Z\"/></svg>", "mask_w": 264, "mask_h": 264}, {"label": "clouds", "instance_id": "3", "mask_svg": "<svg viewBox=\"0 0 264 264\" xmlns=\"http://www.w3.org/2000/svg\"><path fill=\"white\" fill-rule=\"evenodd\" d=\"M5 192H7V187L5 188ZM12 192H13V193H16V192H21V193H23L24 190H23V188H19V187H17V188H13V189H12ZM0 195H2V194H0ZM24 195L26 196L27 194L24 193ZM12 202H13V197H12V196H7V197L4 199V205H5L6 209H7V205H9V204L12 203ZM5 223L8 224V227H9V228H12V227H15V226H16V223H15V222L9 223L8 220H5Z\"/></svg>", "mask_w": 264, "mask_h": 264}]
</instances>
